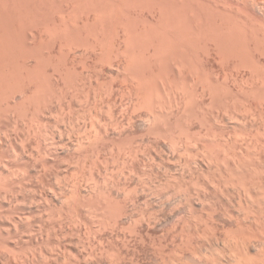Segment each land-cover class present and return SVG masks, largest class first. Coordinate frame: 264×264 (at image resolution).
Returning a JSON list of instances; mask_svg holds the SVG:
<instances>
[{
  "label": "bare ground",
  "instance_id": "bare-ground-1",
  "mask_svg": "<svg viewBox=\"0 0 264 264\" xmlns=\"http://www.w3.org/2000/svg\"><path fill=\"white\" fill-rule=\"evenodd\" d=\"M18 1L12 0V3H14L13 6H15V3L19 4V5H17V7H18V6H20V4L23 1H25V3L24 2L23 3L26 4V2L28 3L29 1H31L32 3H34V1H37V0H34V1H32V0H29V1L21 0L22 1L21 3H20V1L19 2ZM2 2H0V3H2ZM8 2H3V4H1V5H4V7L3 6L2 7L7 8V6H9V5L12 6V3L10 4V2H9V5H8L7 4ZM37 2H40L39 4H41L40 6H41V10H42V11L39 10L40 12L38 11V13H36V11H37V9H40V8H38L40 6ZM37 2H35V3H37V9H35V7H33V8L28 7V9L30 8V10L35 9V11H32L33 13L35 12L34 14L29 13L28 14L30 16L29 18L26 17L27 14H23L24 16L26 15L25 17H26V19H28L25 21H24L25 18L24 19L22 18L24 16L21 14V12L23 13V11H24L25 13H28L29 10L26 8L23 9L22 6L21 7L23 10H21V12L19 11L22 17H19V15H18L19 13L17 12L20 7H18V9L16 7V10H17L16 11L12 8L13 6L11 8L9 6V10H7L8 12H10L13 9L14 10L13 13L17 12L15 16H17V18L19 17L20 19L19 18L16 19L15 16H11L12 11L8 15L7 14L8 12L5 11L3 8L2 9L5 11V13H3L2 10H0L3 13V14H1V12H0V117H1V114L2 115L4 114V113H2L3 110H4V112L6 110H8V111L14 110L12 112H15V110L18 111V108H20L18 106H20V103L22 101L26 102L27 104L31 103V99L35 100V98H37L39 100H42V98H43V101H44V98L46 99L48 95L49 96L51 95L50 96L51 98H49V100L47 98L49 104L45 105V103H44L43 105L46 108H49L51 111L54 110V112H55V109L61 110L62 112L64 110L65 114L68 111V113H67L68 117L65 116L66 118H68L67 119L68 121L63 120L65 117H63L60 114H57V117L58 116H59V118H61L60 116L63 117L62 118L63 121L61 120L62 123L64 121H66V123H67V124L64 123L65 126H63L66 128L61 129L58 127L60 132L58 130L57 131L62 134L63 130L66 129L65 133H66V131L69 132V134H67V135H69L70 137L67 136L68 139H66L68 142H64V143L65 144L68 143L67 145H68V147H70L69 148L70 150L72 149L71 146H73L75 148V149L74 148L73 149L75 150V152H77L76 153L77 155L79 152L77 150L79 149L80 151H82V149H80V148H83V147L85 148L87 146L88 140H89L88 145H90L92 143V141H93V143L95 141L97 142L98 139L99 140L101 139V141H103L104 137H105L106 141L109 140L108 142L111 144V141L113 140L114 137L112 138L109 136L117 135L118 138L116 139V141H118L120 139L119 136L127 135V136H124V138H123L124 144L123 143L119 144V142L116 143V142H114L115 140L112 142L113 144L117 145V147H118L117 153L118 154L116 155V153H115V155H113V153L115 152L114 149L116 147H115V145H111L113 149L111 148V150H109V151H110V153H112L111 155H113L114 157L108 158L109 155H107L108 161L104 159L105 161H107V162H105V164L106 163L108 164L109 159H112L111 161H113L115 159V162L113 161V163L117 162L119 165H121V162H122L121 167L117 166L118 167L117 169L123 168V166H125L126 163H128L126 160L127 156H128V160L131 162L130 159H132L134 156L137 158V156H139V157L141 156L140 154L148 155V154H146L147 152L144 153L145 149H140L137 147L138 145L141 144L139 142L140 139L142 138L141 142L142 141L149 142L150 140L149 141L143 140V137H146L147 135H149L148 136V138H149V137H151V134H153V136L155 135L154 137H156L155 139H157V136L158 135L161 136V134L164 132L163 129H165V133L167 131H169L171 133V136H174L172 138H175V141H174L169 135V137L172 139L170 141V138H169V142H172V141H174V142L171 144L168 142V145L170 144V146L173 144L172 145L173 148L171 149V152L173 151L174 153H176L175 152L176 147H177V150L180 151L179 148H181V147H179V146L183 145V146L189 147V145H191V144L193 146L194 145L193 142L196 144V142H198V140H200L198 142V145L202 143L201 144L202 146L199 145L200 147H202V149L199 147L201 152L198 153L199 151H197V149H198L197 145H194L197 147V149L195 147V150L197 151V154H201L202 151H204L203 149L207 148L208 151L205 150V151H207V153L203 152L201 154V156L203 155L205 158L207 156L206 154H208L209 150L211 152L216 151L220 145L225 149V151H224V149L222 150V148H221V150L224 153L219 152V151H221L219 148L218 149L219 151H217L218 154L221 153L223 155V154H225V152L227 150H229V151H227L228 154H226L224 156H222V155L218 156L217 153L212 152L213 154L214 153L216 154V157H215V155L213 156V154L211 153L215 159L220 160L222 162L221 163L219 161L218 162L216 161L217 164L218 165L220 164V166H221V164H224V163L227 164L228 160L232 159L233 161L231 160V162H235L236 166L239 167L238 170H241V171L237 170L238 173L241 172V173H239L241 179H238L239 177L236 178V176H235V175H237V176L239 175V174H237V172H235L237 167L234 166V167H236V169L232 170L231 172H234L233 177L236 178V179L234 178V180L238 179L239 181L237 180L238 183L236 182V184H233V182H231V181H230V183H232V184L227 183L229 186L232 185V187L234 185L237 186V189L235 188V186L233 187V189L235 188L234 192H236L235 190H237V193H238L237 195H239V199H240L239 201L240 202H239V207H238V205L236 207L237 213H234V214H232L233 212L231 213V211L234 210L235 208L232 209L231 211H229L226 208L228 210L226 212L227 213L229 212L228 214H226L227 215L226 218L229 222H226L225 218H224L225 220H223L222 222L223 223L225 222V224L228 223L227 225L231 224L230 225L231 228L226 230L227 229L226 227H230V226H226L224 228V226H225L224 225L223 226L224 230H220L222 228V226H221V228H219L217 226L219 228L220 232H222V231L224 232L225 230H226V232L228 231L227 235H224L226 232L224 234H222L224 236V238H223L222 235H219V236L217 235V232L219 234V231H217L218 228L216 227L217 229L215 230L213 227L214 225L213 226L211 225L213 222H215V221H212L214 219V217H213L214 215L210 217V220H211V218H213L211 220L212 221L211 224H207V222H209L210 220H207L208 218L206 219L202 214L198 215V213H200V212H196V211L192 210L191 208H188V210H187V207H189V206L186 207L185 204H183V205L186 207V210H181L179 208V204H181L180 202H183L182 201L183 196H179V197L176 196V197L171 198L170 196L165 197V195H164V197H163V195H162L163 193L159 192V194H161V193L162 194L160 195L161 197L157 198L159 196V194H158V191H156L157 193L155 192V194L157 195V197L154 198V201H155L154 204H156L155 206H158L157 208L156 207L154 208V206H153V208H154V209L152 208L153 211H148V209L146 211V210H141L139 207V212L138 211H132V212H138L139 214H137V213L136 214L139 216H134L135 214L133 215L131 213H128V210L130 211L132 209V207H131V209H128L129 208L128 206L132 205V204H129L130 203L129 198L131 197L130 194L132 193L133 197H136V195L140 196L138 193L134 194V193H136V191L138 189L137 187H135L136 191L134 190V192H132L133 187L132 188L130 187L132 190L130 188H128L127 190H129V191H126L125 189L127 188L128 184L125 185V182L123 181L126 188L125 187H124L125 189L123 188V183H122L121 188H123L124 190H122L121 193L122 192L124 194L126 192L130 193V194H128L129 195V197H128L129 202L127 201L128 203L124 202L125 199L127 200V195H124L123 193H122V195H124L125 199H124V197H122V195H119V197H121L123 202H121L122 200L120 201V198L117 197V199L119 198L118 201L120 203L116 200V198H114L115 197L113 195L114 193L112 194L114 197L112 195L110 196L109 194H111L115 189L113 191L109 190V188H108L109 186L107 187L108 188L107 192L108 191L111 192L109 194H107L105 192L106 188L100 189V188H103V186L98 187V188L100 190H104V191L101 192L100 190L97 189V184L99 185V179L96 180V175L100 174V172L97 174L95 173L96 168L94 170V164H92L91 160L95 161L96 159L99 158L98 157L99 155L102 156V154L100 153L101 150L97 149L98 145H100L99 143L97 144L95 142L97 145L94 143L96 145V148H95V146L94 147L91 146L93 143L90 146H88L90 148L93 147L91 149L92 153L89 156L90 158H92L94 156L93 157L94 159L89 160L91 162V164H89L90 162L88 163L87 161H84L82 157H81L82 163L80 162L81 161L80 158L78 159L80 161H78L76 158L73 157L75 154L73 152L74 150H72V153H73L72 158H73V161L75 162L74 165L76 163H79L80 164L79 168L77 167L78 164H77V166L76 165L74 166L73 162L70 160V159H72V158H70L71 156L69 157V155H71V153H70L71 151L70 150L68 151L65 149V151L69 152V154H68L69 158H67V159L70 160L71 165L73 167H77L78 170L74 168L75 171L73 173V171H72L73 167H72L71 172L68 171V173L63 174L62 171L61 172L59 171L60 174L62 173L64 178L66 177L67 179L70 177L68 181H70V179L74 178L75 172L77 173V172H80L82 170V171H84V172H82V174L83 173L87 174L88 171L85 172L86 169H84V168H87L86 165L84 167L82 165V164H84V162H86L87 164H89V167L91 168L90 169L88 167V169H87V170H90L88 173V180H87V175L84 174L82 177L80 175L81 172L79 174L77 173L78 175L77 174L76 175L78 176L79 179L74 178L75 180H71V182L74 181V182H72L73 184L71 182H68L67 180L63 181L65 183L67 181L66 184L69 183V186L65 185L67 187H71L70 183L72 185V187L68 191L66 190V188L64 186L65 189L63 188V190H64V192H62L63 194H61V190H60V188L63 187V184L62 183L60 185L58 184L59 186L62 185L59 188L61 195L58 196L59 191L57 192L58 194L55 193L56 190L54 191V189L57 185L55 186L54 185L55 183L53 182L54 184L53 183L52 184L55 187L52 188V187H50L52 185L51 182L49 181V184H47L46 180L44 179L45 183L47 185H49L50 190L53 189V193H55V195H54L52 193V190H51V192L45 191L44 195H45L46 200L44 199V196L41 194L42 193L41 188H42V190L43 189L49 190V188L46 189V187H48V186L47 185L45 186V183L43 181H41L40 183L43 182L42 184H44V185L37 183L39 186L36 184V182L34 183L32 181L35 185L38 186V188H40L39 189L40 192L38 191V193L41 194V196H42L41 199H39L38 193L37 194L33 193L34 191L30 192V193L26 192V190L28 191L30 188L33 189L34 187L32 188L29 186L30 187L29 188L27 186V188H25V186H24L23 189H25V190H24V192H22L21 187L23 186L22 184H24L25 182L22 181V178L20 177L21 175H19V172H18V175H16L17 173L14 172L15 168L12 167L13 171H10L9 169H12V168H8L7 164L2 163L0 160V175L2 173H4V171L9 170L8 172H12V173L14 172L13 174H15L16 177L14 175H13V177H15L16 180H17V176H19L21 178V182H22V184H18V185H21V187L18 186L17 184H12L10 186L11 187L10 190H1L0 191V264H264V180H262L263 179L262 176L264 175V173H263L264 171L261 173L259 171H258L259 173H257V172L255 173L253 171V169L255 167L257 168L255 170L260 169V171H261V168L258 169V167L260 166L259 164H260L261 160L264 162V147H263L264 144L262 147L259 146V144H262L263 141L261 140L262 141V143H261L260 140H257L259 138L258 135H260V134H261L260 135L261 139H264L263 138L264 136L262 137V135H264V0H57L54 3L49 1V0H38ZM4 3H6L7 5H5ZM32 3L29 4V6H31V5L35 6V3L34 4H32ZM27 10H28V12H27ZM30 14H33V17H31ZM91 14H93V16H94V19L92 18L93 20H91ZM21 18L23 20H21ZM56 19H58V20H56ZM23 25H25V26H23ZM26 25L28 26V28L30 25L32 27L33 31L35 30L34 32H36V33L32 34L34 36V39L31 38V36H30L31 33L33 32L31 27L29 28V29H31L30 34H27V33H29V30H27L28 32L25 31L26 33H24V35L26 34V35H28V37L27 36L23 37L22 33H20L21 36L18 35L19 30L22 31V29L24 27L26 30ZM22 26H23V28L21 29ZM44 31L49 34V37H51V38L48 37L47 40L49 42L52 41V43L50 44L49 42H46L47 40H45V45L47 43H49L47 45L51 46L53 43L54 44L59 43V47H60L61 51L62 50H68L69 53H71L72 50H77L78 54L74 51L73 56H70V54L68 52L66 53L65 51H62V52H65V54L63 53L64 56H62V54H60V53L59 54L64 58L62 59V57L59 55V57H57L59 59H57L55 56L50 54L51 52L49 53V55L47 54L49 57H46V55L44 57V55L41 54V53H43V51L41 50L42 52L37 53V54L38 55L41 54L42 56L41 55L37 56L36 53H34L36 55V56H34V58L38 57L39 59H41V57H42V59H43V57H44L45 59H43V60L45 61V63L43 60H41V62L44 64H42L40 62L39 63L40 67L39 66L36 67L38 64H36L35 67H33V69L28 68L29 65L26 67L24 62H27V60L29 58H31V57H29L30 53L33 56L32 51H35L38 48L36 45L40 46L41 43H39V42H44L42 40L39 41L38 38H40V37H38L39 35L38 36H36V35H37V33L44 32ZM47 33H46V35H47ZM120 34L122 35L123 40H122V38H121V40L118 39L120 42L117 43L116 41H118V40H115V38L113 39V37L118 38V36ZM41 35H43V34H41ZM109 35H110V37H109ZM18 36L20 38L22 37L24 39L26 37L31 38V39H33V41H32L33 43H34V40L37 39L39 41V42L37 41L39 44H36L37 42L35 41L36 43H34V44H36V45H34V44L33 45L36 46L37 48L34 46L31 47L32 42L30 43L31 40H29L30 46L29 45L26 46V44H28L27 43L28 39L26 41L24 39H22L25 41V44H24V41H22ZM111 36H113V37L111 38ZM41 37H43V36H41ZM120 37L121 36H119V38ZM108 38H110V39H108ZM112 41H113V43H112ZM42 44H44V43H42ZM54 44L52 45L53 47H55ZM50 46H47V47H49L53 52V50L55 48L52 49ZM27 47H31V48H27ZM42 47L43 46H40L38 48L37 52ZM49 48H47V49L49 50ZM99 48H101V49H99ZM58 49H55V50H58ZM27 50L28 51L32 50V51H30L29 54H27L28 57L26 56V53H28ZM70 50H71V52H70ZM78 50H81V51H78ZM98 50H100V51L104 50L103 51L104 54L107 52V54H105V56L106 57L108 56V57L106 58L105 56H103V58L105 57V60L104 59L103 60L106 61V64L109 62L108 65H110V67L112 69L117 70L116 74L121 72L122 73L121 76L124 75V77L126 79H124V77H122V79L118 78L120 74L115 76L116 77V79H115V77H113L114 73L110 67H109V69H111L113 74L111 75L108 72L107 73L105 72L104 74H109L108 78L110 76H112L111 77L112 79L111 78L110 79L113 80V78H114L113 81H115L117 79H121V80L124 79L123 80L124 81L123 86H125V88L126 87H128L129 89L131 88V90L128 91V94L131 93V95H132L131 96L129 94V96L132 97L130 99L128 98L129 100L126 97L127 102L124 99L125 97L123 98L124 102H126L123 106H125V108H127V110H131V112H129V113L126 112L127 113V114L125 113L126 115L123 113L124 110L127 111L126 109H124L122 111L121 110L120 111L115 110L116 112L113 110L111 112V113L114 112V114L119 112L118 115L119 114L121 115V113H122L126 117L121 115V117L115 116L116 118H114V116H113L114 114H111V116H109L110 114L109 115L107 114L109 117H107V116L106 117L109 118V120L111 119L112 116H113L112 118H114V120L111 119V121H110V125H112V126H110L108 124L109 128L108 127L105 128V125L103 126V124H105V123L107 124L106 121L104 122L102 120L104 122L103 123L100 120L101 123H103L102 126H101V124L98 123L99 119H100V118L98 119V117H101V115H100L101 113H98L100 111V110L98 111V109H100V108H98L100 106L99 102L100 101L102 102V100L104 101V99L101 96H99L102 98V100H101V98H99L100 101L98 100V95H100L101 92L98 89L99 90L98 92H100V94H98V92L96 90V88L99 87L98 83L96 85L95 82H97V81L93 80V77H96L98 79V73L100 72V74H101L102 73L101 71H103L104 69L101 70V68H99V72H98V66H97L98 63L97 62H95L97 64L94 63L93 57H91L92 59H90L93 62L87 61L89 54L90 55L93 54V56L94 55L99 56ZM105 50H107V51H105ZM109 50H110V54L108 53ZM111 50H113V51H111ZM145 50H147V51H145ZM149 50H153V53L151 51L148 53L149 54L148 55L146 52H148ZM19 51H22V52L20 53ZM23 51H24V53H23ZM61 51H59V52H61ZM193 51H195V52L193 53ZM8 52H10L11 55ZM19 53L21 55L23 53L24 57H22L23 55L20 56ZM150 53H152V54H150ZM43 54H45V53H43ZM193 54H195V57L193 56ZM18 56H20V57L18 58ZM25 56L28 58L27 60L25 59L26 58ZM68 56L71 57V59ZM77 56L80 57V59ZM122 57H123V59H122ZM6 58H8V59H6ZM20 58H23L25 60L24 62H21V65H22V63L24 64L23 69H22L21 65H20L21 68L16 65L17 63H19L18 61L20 60ZM76 58H78L80 61L77 60V61H79V62H77ZM96 58L94 60L98 61V58L97 59ZM115 58H118V59L121 58L119 63H118V59L115 60ZM48 59L50 62H46V60L48 61ZM107 59H109L110 61L108 60V62H107ZM169 59H170V63H168ZM114 60L117 61L116 62L117 64H113ZM3 61L6 63L5 67L9 63V65H8L9 67L7 66L8 71L4 70L5 67H3L4 65H2ZM6 61H8V63ZM38 61H40V60H38ZM38 61H36V62L38 63ZM87 62L94 63L93 69H91V70L87 69V68H89L88 66L92 65L90 63H89L90 65H87L88 64ZM51 63H52V65H51ZM79 63H82L83 67L80 66ZM171 63H174V64H171ZM76 64H79V66L83 69L81 70V68L78 67ZM103 64H105V63H103ZM168 64H169V67H168ZM45 65H48V66L51 65V68L53 69V70H51V71H53V74H52V72L51 73L48 72V73H50L49 75L51 76V78L48 75L46 80L41 79L45 76V75L42 76L43 73H47V70H45V68H47V67H45ZM172 65H176L175 68ZM41 66L42 67L44 66L45 68H42ZM77 67L80 69H78ZM102 67H103V65H102ZM40 68L42 69V71L40 70ZM105 68L108 69V66ZM169 68H170V70H169ZM36 69H39V70L37 71ZM84 69H85V72H84ZM20 70H23V73H21ZM18 72L21 73L20 76L23 77V80H22V82L20 81V82H17L14 84V86L12 87V89H13L12 91L14 93L13 92L12 93H13V95L16 94L15 92L20 93V96L22 97V99L19 96L21 101H19V103H18V102H16L17 99L15 98V95L14 96L12 95L11 99L14 97L16 100L14 101L12 99V101H13L12 102V101L7 99V101H6L5 100L6 97H4V96L7 94L4 93V90H7V89H5V86L7 85L6 83H8V80L6 81L5 78H7V77L9 78V77H13V76L16 77L17 75H19ZM40 72H42L41 75H40ZM54 74H57L58 76L56 77V76H54ZM20 76H19V79H20ZM104 76H106V75H104ZM100 77H102V76L100 75ZM96 78H95V80H97ZM128 78H130V79L128 80ZM12 79H14V78H12ZM48 79H50V81H48ZM52 79L54 82L50 83L52 81ZM104 79H105V77H104ZM125 80H128L129 82L125 81ZM5 81H6V83H5ZM93 81H94V83H93ZM113 81H110L108 79V81L106 80L104 82V84L112 82V83H110V87H109V84H107L108 87L110 88L106 92V93H108V96L110 94L109 91L111 92V94L112 93L114 94V92H115V90H113L114 92L111 91L114 88L113 87L114 86ZM13 82H14V80L12 81V85H13ZM121 82L122 81H119V83L117 85L121 84ZM125 82L127 84L129 83V85H131L132 82H134V84H132L131 87H129V85L128 86L125 85ZM61 83H63L62 84L63 86L61 85ZM46 84H49V85L52 84V87L49 85L48 86L50 88L48 86L46 87ZM104 84H102V86ZM112 84H113V86H112ZM10 86H11V83H10ZM123 86H118L119 88L120 87L122 88V89L121 88L119 89L115 85V87L118 88L121 91V93H122V90L124 89ZM231 86H233V88L235 90L233 88H231ZM48 88L50 90H48ZM102 88H104V87H102ZM105 88H107V86ZM197 91H198V93L202 92V96L206 99V101H207L206 96L210 97L209 100H211V103L213 104L214 109L211 110V108H213V107H212V104L210 103L211 108H210V110H208L209 109L208 107H210V105H209L210 101H207L208 103H206V101H205V103H206V106H205L203 104L204 103L203 97H202L203 100L201 99V95H200L201 93L198 94ZM124 92H125V89H124L123 93ZM102 93H104V92H102ZM106 93H104V94L106 95ZM197 94H198V99H197V96L195 97V95H197ZM79 96L82 97V99H85V100H82L84 102L80 101L81 99L78 98ZM83 96H84V98H83ZM75 97L80 99L79 101H80V103L83 104V108H84L85 103L87 105L89 104L91 109H93V108H95V106L97 107V105H99L97 107L98 109L97 108L95 109V111H97V113L99 114V116H98V114H96V117L98 116L97 118L96 117L90 118V116H95V114L93 115L92 114L93 112L90 114L89 111L91 109L89 108V105H88V107L86 105L87 111L90 109L88 111L89 112L88 114H90V116L88 115L89 118L90 119H95V118L97 119L96 121L89 119V121H91L89 123V124H91V125H89L90 129H88V127H87L88 123H84L85 121L86 122L88 121V118L85 120L86 117L84 119L82 117V120H80L81 118H78V115H76L77 116V119H76V117H74L75 115L72 114L74 109L76 110L78 108V106H80V108H81V105H82V104H78L77 108H74V107H76V105L73 107L74 102H75L74 99L76 100V102H78L77 101L78 99ZM103 97H104V95H103ZM111 97H112V95H111ZM8 98H10V97H8ZM105 98H107L108 100L110 99L109 97H106V96H105ZM52 99H55V100H52ZM112 99L113 98H111V100H109V101L112 102ZM195 99H196V101L197 100L202 101L197 106V107H199L201 103L204 105V107H202V105H201L200 107H202V108L200 110H198L200 112L202 111V113L197 112L196 109H199V108L195 107L197 104V102L195 103ZM29 100H30V102H27ZM47 100H45L44 102H46ZM52 101H54V102L56 101L55 102L56 104L54 105ZM57 101L59 104L57 103ZM97 101H99L98 102L99 104H97ZM113 101H114V104H116L115 103L116 100L114 99ZM37 102H40V101L37 100ZM123 103H121V105ZM191 103L195 104V105H193L194 107L189 106V104L191 105ZM36 104L37 103H35V105ZM146 104H148V106ZM41 105L42 104H40V106ZM121 105H120V108H122ZM144 105H146V107H145L146 109H147V107L149 108L148 111L145 113H144V111H146V110L141 111L143 108L142 106H144ZM207 105H209V106L207 107ZM29 106L30 107H27L29 111L27 110L28 112L26 114L28 116V113H29L30 117H28V118H29V120L31 119L32 123L30 121H27L28 120L27 118H26L27 122L24 121L23 123H26V127H27V125H30V130H31V125H32V129H33L34 128L33 126H35L37 124V121L40 120L39 119L40 116L45 115L46 113L45 114H41V112L39 113V111H41V109L37 110V109H39V106H34L33 104L32 105L30 104ZM32 106H34V107H32ZM63 106H64V108L67 107L68 110L66 111L65 109H63L62 108ZM206 107L208 109L205 111H209L206 114L207 115H208V113L211 114V115H208V117H210V118L214 119V121H217L218 123L222 124L220 126H223L226 130H224V128H219L220 130L222 129L221 132L214 130V126H216L217 128L219 126L216 125L217 124L216 122H214L213 126H212L211 123L213 122V120H212V122H209L210 119L209 118L206 119L207 115L205 113H203V112H205L204 109ZM3 108H5V109H3ZM23 108L25 109V105ZM46 108H44V109H46ZM138 108H140V110H138V111H141L143 114L141 112H140L141 114H139V112L137 113V111H135ZM44 109L42 110V112L44 111ZM85 109L86 108L83 109L85 111V112H83V114H84V116H87L85 114L86 113ZM109 109L112 110V107H109ZM188 109H190L191 112H194V111L196 112V113L195 112L193 113L194 114V116H192V118L194 117L193 119H195V116H197L196 114H198V115H201V118L196 117V119H198L199 121H201V120L202 121L199 122V121L193 120V119L190 120L191 115L190 114L188 115V112L190 111V110L188 111ZM58 110H57V113H58ZM25 111H26V109H25ZM78 111L79 110L77 109L76 112L79 113ZM64 112H63V115H64ZM76 112H75V114H76ZM23 113L24 114L22 116L25 115V112H23ZM80 113H82V111ZM134 113H137V115H135ZM172 113H174V114H172ZM54 114H56V112ZM54 114H53V116H54ZM175 114H178V116H176ZM17 115H18V112H17ZM173 115H175V117H178L177 118L178 121L175 122L176 119L174 118ZM79 116H80V114H79ZM81 116H83V115L81 114ZM19 117H21V116H18V118ZM106 117H105V119H107ZM166 118L170 121H168ZM173 118L175 120L172 124ZM180 118L185 119V120H182V119L180 120ZM101 119H103V118L101 117ZM161 119H162V122H164V125H165L166 121L168 123H170V122L171 123L170 124L167 123L166 127L163 128L164 125L160 121ZM164 119H166V121H164ZM186 119H187L188 123L186 122ZM55 120H56V118H55ZM109 120H107V121H109ZM192 120L197 121V122H193L194 124H196L198 122L200 124L204 123V126L199 125V127L201 126V128H200L201 131L199 130L198 126L194 127L192 124V127L198 128L196 130L197 131L199 130L200 132H202L203 128L207 127L206 123H208V122L210 123V125H208V127L209 126L213 127L212 130L216 131L215 132L216 134L215 133L212 134V131H211L212 135L210 134V127H209V130L207 128V132H204V131H206L205 129L203 132L205 134H208V131H209L208 137L210 138V140L207 143H208V145L209 144L213 145L214 148L216 146V149H212V147H206V146L204 148L203 143H205V140L208 141L207 139H209V138H207V139L204 138L207 136H203L204 135L203 132L199 133V135L201 134L203 136V137L202 136H200V137L203 140L205 139L203 142V140H201L199 135L197 136V134H198L197 131H196V133H195V130L193 132L194 128L192 129V127H190L192 129V132H191V129H189V128H187V129H189L188 131H190V132H186L185 129H183V132H181L182 130L177 132L178 131L177 129L180 130V128H184V126L189 127L190 126L189 122ZM47 121H50V120L48 119ZM179 121H181V122H179ZM16 122L18 123V121H16ZM34 122H35V125H34ZM14 123H15V121H14ZM56 123L57 122H55V124ZM159 123L161 126L158 125ZM174 123H175V126H177L179 123L181 125H183L185 123V125L183 127L181 125H179V126H177L178 127L177 128L175 126H171V125H174ZM186 123H187V125H186ZM190 123H192V122H190ZM5 124H7V123H5ZM55 124H54V126H55ZM58 124L59 123H57V125ZM12 125H13V123H12ZM14 125H16V123ZM48 125H49L48 128L50 126L52 127V123H49ZM57 125H56L55 129H58ZM168 125H170L171 128ZM9 126H11V124ZM9 126H7V127H9ZM20 126H22V125H20ZM158 126H159V128H158ZM2 127L6 128L5 126H2ZM46 127H47V125H46ZM46 127H45L46 131L50 130ZM135 127H138V129L140 128L139 132H140V130H141V132L139 134H137L138 133L137 131L134 132ZM161 127L163 128L162 130H161ZM172 127H174V129L175 128L176 129L173 130ZM17 128H19V126ZM157 128L163 132L160 133L158 130L159 134L156 136ZM166 128L169 130H167ZM27 129H29V127H27ZM27 129H26V131L30 132V130H27ZM1 130L2 129L0 126V134L2 133ZM184 130H185V133H187V139H186V136H185V138L183 137L185 135ZM223 130H224L225 134L222 133ZM227 130H229L228 131L229 134H227L228 132L227 133L225 132ZM9 131H10V129H9ZM50 131H48V133ZM172 131L175 132V135H173L174 132L172 133ZM51 132H52L51 138H54L53 136H55L56 134L53 135L55 132H53V131H51ZM180 132H181V134L183 133L184 135L183 134L180 135ZM3 133H4V131H3ZM30 133L27 134L28 137H29ZM45 133H47V132H45ZM45 133L44 134L42 133V134L45 135ZM48 133H47V135H48ZM102 133H105L103 135H106L108 137H106V136L102 137L103 136ZM132 133H133V136L131 135ZM135 133L137 136L135 135ZM165 133H164V135H165V140H166L168 138L166 137ZM170 133H168V134H170ZM176 133H178L179 136ZM190 133L196 134V136L191 137L192 134H190ZM217 133H219V134L221 133V135H218ZM244 133H247V134H244ZM254 133L256 134V136H258V138L255 136ZM42 134H41V137L43 136ZM61 134H59V135H61ZM129 134L132 137L129 136ZM140 134L142 135L141 137L138 136ZM168 134H167V136H168ZM188 134L190 136H188ZM176 135H177V138L179 140L175 137ZM45 136H43V138L47 137V136L46 137ZM128 136L130 137L131 141L130 140L127 141V139L125 140V137L128 138ZM153 136H152V138H154ZM41 137H39V138H41ZM57 137H55L54 139H56ZM136 137L137 138L139 137V138L137 139ZM182 137L185 141L183 139H181ZM20 138H23V137H20ZM60 138H61V140L58 138L59 141L64 140V138L62 140V136ZM107 138H112V140L107 139ZM161 138H162V136L160 138H158V144L155 143V142H157L155 139H153V140H155V142L154 141H151V142H153V144L159 145ZM91 139H92V141H90ZM132 139L139 140V141H132ZM40 140H38L39 141L38 145H40V143H42V145H43V141L45 143L46 139H43L42 141H40ZM121 140H122V137H121ZM181 140H183V141H181ZM255 140H257V142L258 141L260 142V143L258 142V146L261 147L260 150L261 149L263 150V151L261 150L259 152V158L257 157L256 153L254 154L256 158L253 155V153L255 151L254 147H255V149L259 150L257 143L256 144L254 143ZM1 141H3V140H1V136H0V143H1ZM86 141H87V143L85 146L84 144ZM101 141H99V142L102 144V147L99 146L98 148L101 149V148H104L103 145H106V144L109 145L108 142L103 144V142H101ZM125 141H127L128 143L130 142L131 145L129 146L130 143L128 144L127 142H126L127 145H125L126 144ZM162 141L164 142V145H165V143L167 144L168 140L166 142L164 140H162ZM12 142H13V140H12ZM23 142H25V141H23ZM23 142H22V144H23ZM53 142L54 141L52 140V142H51L52 144H50V145L54 144V146H55L56 141H55V143H53ZM132 142L133 143L137 142V144H138L137 145L134 143L135 146L136 145L137 146L134 147V149H133V151H135V149L137 148L136 149L137 152L139 150L140 154H138L135 151L137 153V156H136L135 152H134L135 154H133L132 149L130 148V147L134 146V144L132 146ZM49 143H50V141H49ZM207 143H205V144H207ZM253 143L255 146L253 145ZM19 144H21V143H19ZM65 144H62L63 145L62 147H64ZM122 144L125 145L124 146L125 148H123ZM161 144L162 143H160V145ZM23 145H25V144H23ZM44 145L42 147H44ZM50 145L48 146V144H47L48 147H51ZM144 145H145L144 146L145 148L148 147V145L147 146H146V144H144ZM151 145H149V146H151ZM168 145L166 147H169ZM243 145L249 149V150L247 149V152L252 151L251 149L253 148V150H254V151H252L253 153L250 152V155L252 154L251 156L249 155V153L246 152V150H245L246 147H245V149H243V147H244ZM54 146H52V147L55 148ZM119 146H120V148H119ZM140 146H142V145H140ZM192 146H190V149L194 150V149H192ZM236 146H238V147H236ZM57 147H59V149H57ZM88 147L85 148L87 150V152L86 151H84L83 153L81 152L85 156L87 153V157H85L83 155L85 160L88 159V155H89L88 151H91V150L87 149ZM109 147L110 146H106L107 150ZM239 147H241L245 151V153H244V151H241L242 150L241 148H240V150H237V149H239ZM250 147H252V148H250ZM256 147H258V148H256ZM39 148L40 147H38L37 149H38V151H40L42 153L43 159L41 158L40 152L38 153V151L35 148L34 150L37 151V153L35 155H37V156L34 158L33 151H32L31 152L32 155L30 157H33L34 160L36 161V163L33 164L34 166L31 165L33 167V168L31 167L32 169L27 166V169L30 168L33 171V173L31 172V177L34 175L33 178L37 174H38L37 176L39 178V176H40L39 173H42L41 171L46 169L48 166H49L48 169L52 172L53 165L55 166V164H53L51 166L52 168L50 169V165H47V159L50 158V157L48 158V156H47L48 153H46L45 149H44L45 151H43L41 149L39 150ZM61 148H60V146H58V144L56 145L57 150H61ZM106 148H104V149L106 150ZM128 148L131 149V153L134 156L130 153V149H128ZM150 148L152 149V147H150ZM182 148H183V150L184 149L186 150V151H182L184 153V154L182 153L183 154L182 158L183 157L185 158V163L188 161L185 157L186 156L185 152H186V154H188L187 156L189 158L191 157V159H193V158L198 159V157L200 156V155L198 156L196 154V152H194L196 155L193 154L194 155L193 156L192 153H190V154L187 153V151L190 152V150H188V148H184V147H182ZM182 148H181V150H182ZM46 149H49V148L46 147ZM93 149L96 150V152L98 150V152H99V153L97 152L98 156H97V153H95L93 151ZM122 149H123V151L126 149L125 150L126 152L125 151L124 152L128 153V155H126L124 152H123L124 154L122 153L123 157H125L123 160H122L123 157L120 159ZM127 149L129 150V152ZM140 150H142V151H140ZM146 150L149 151L148 149H146ZM152 150L150 151L151 153H152ZM162 150H164V149H162ZM162 150L160 149V151H162ZM51 151L49 152V156L51 155L50 154ZM53 151H52V153H54ZM57 152H59V151H57ZM119 152H120V154H119ZM150 152H148V153H150ZM157 152H158V156L160 157V154H162V153H160L158 150H157ZM180 152L178 153V155H181ZM19 153L21 155H26L27 152H26V149H21ZM56 153H54L55 159H57L59 156L58 155L56 157ZM81 153H79V154L81 155ZM243 153L244 154L247 153V155H249V157H251V158H249L245 155L243 156ZM3 154H5V153H3ZM94 154H96V155H94ZM211 154H209V155L211 156ZM38 155H40V156H38ZM80 155H78L77 158ZM91 155H92V157H91ZM111 155L109 157H111ZM129 155H131L132 158L129 159ZM143 155H142V158H143ZM6 156H7V154H6ZM95 156H97L98 158L96 157V159H95ZM152 156L154 157L156 155L151 154V156H147V157H152ZM173 156H174V154H173ZM195 156H198V157L195 158ZM201 156L199 157V160L200 159L202 160L203 157H201ZM210 156L206 157V158H210ZM212 156H211V158H212ZM221 156L224 158L219 159V157H221ZM22 157H24V156H22ZM26 157H27V155H26ZM26 157H24V158H26ZM39 157H40V159H39ZM52 157H53V154H52ZM75 157H76V155H75ZM139 157L137 158L138 160L137 159L133 160L134 159L133 158L132 161H136L139 163ZM153 157H152V159H153ZM176 157H177V153H176L175 159H176ZM179 157L181 158V156H179ZM182 158L180 159L181 161L178 160L179 158L176 159L177 162L178 161L182 162L183 161ZM214 158L209 159L211 163L209 162V160H208L209 163L206 162L205 159H204V161H200V162H205L206 165H207V163L209 165L210 164L214 165V162H215ZM225 158L227 161L225 160ZM37 159H39V160H37ZM67 159H66V161H67ZM75 159H76V161H75ZM117 159H119L118 161H120V160H122V161L119 163L117 161ZM197 159H196V161L192 160V162L194 161L195 165L196 164L198 165V163H199V162H197L198 161ZM243 159H245V160L246 159L247 160L252 159L251 162L254 160H257V162H258V159H260V161L258 162L259 164H257V163L255 164L256 161H254V163L252 162L253 166H255V165H259V166L258 167L257 166L252 167V164H250L251 163L250 161H248V162L244 161L243 162ZM13 160H14V158H13ZM31 160L34 162V160L32 158H31ZM51 160H53V159H51ZM99 160H100L99 162L102 161V164H104L103 159L101 160L99 158ZM3 161H5V160H3ZM16 161L18 162V160H16ZM37 161H39L40 164L43 163L42 165L44 168H41L42 166L40 167V165ZM96 161H98V160H96ZM141 161H143V160L141 159L140 162ZM23 162L24 161H22V163ZM56 162L57 161L55 160V162H53V163H56ZM99 162L97 163L98 165H100ZM123 162L125 164H123ZM136 162H133V163H136ZM189 162H191V161H188V163ZM195 162H197V163H195ZM113 163L112 164L110 163V164L114 168L115 164H113ZM129 163H128V165H129ZM138 163L135 165L138 166ZM188 163H186V165ZM228 163H229V165H231L230 161ZM217 164L215 163V167L212 166V167H214L213 168L214 171L209 172V173H212V175H214V176H216L215 173L217 170L219 173L220 171H223V170H225V168H227L226 164H224V165H222L223 170H221L222 166L220 167ZM249 164L253 168L250 170L253 173H255V175L251 174L252 172H249V168H250ZM16 165H17V163H16ZM26 165L27 164H25L24 166H26ZM90 165L93 167V169ZM98 165H97V168H99ZM106 165H103V166H106ZM128 165H126L125 168L128 167L131 170L132 167H129L131 165H129V166ZM164 166H166V169H167V170L166 169H164V170L166 172L168 171V173H169V170L167 168L169 165L167 166L166 164H164ZM244 166H246V169L248 170V171L247 170L246 171L248 174L247 173L245 174V172L243 173L242 169ZM247 166L249 168H247ZM81 167H83L84 170L83 169L80 170ZM188 167L183 165V168H187V171L190 170L189 169L190 167L189 168ZM212 167H210L211 169L208 167L207 168L209 170H212ZM216 167L219 168L220 170L217 169L215 171ZM23 168H25L24 172H22L23 170L20 171V169L16 167V169H19L20 174H21V172H22V174H24L26 172V167H23ZM67 168L70 169V167H66V169H64V170L66 171ZM110 168H111V166H110ZM198 168H200V167H198ZM231 168L232 167H228V170L226 169L227 172L230 171ZM40 169H43V170L40 171ZM100 169H102V168H100ZM129 169L126 171H125V169H121V170H123L124 174H125L127 171L130 172ZM134 169H133V171H134ZM111 170L113 171V169H111ZM183 170H186V169H183ZM108 171H106V172H108ZM133 171L131 170L130 174ZM135 171L136 172H134V174L136 175V173L138 171L137 170H135ZM187 171H185V172H187ZM190 171L192 172V169ZM190 171H189V174H190ZM244 171H245V167H244ZM28 172L30 173L29 170H28ZM106 172H105V175H106ZM115 172L116 173L118 172V174L121 173L120 170L115 171ZM185 172L181 171V174L183 175V174H185ZM227 172H226V177L228 176ZM101 173L102 174L100 176H102L104 174L102 171H101ZM139 173L145 174L144 172L141 173L140 171H139ZM200 173H201V170L199 171L198 176ZM209 173L207 175H209ZM222 173H221V175H225V172L223 174ZM249 173L251 175H249ZM4 174L6 175V173H4ZM67 174H71L72 178H71V175H67ZM233 174H231V176ZM256 174H257V176L258 175L261 176L260 177L261 179H259V177H258L257 178L258 180L256 178L253 180L254 176L257 177ZM79 175L81 176V179L86 178L85 179V180H87L86 182H89V179H91L90 181L93 180L92 182H89L90 184L94 182L93 186H91V188H89V190L90 191L93 190L92 193H94L95 192L94 190L97 189L98 190L97 192H99V191L101 192V193L99 192L101 194L99 196H101V197L103 196V197L98 198L99 196H96V194H98L97 192L94 194L89 193V196L90 195L96 196L97 199H94V197H91V196L89 199H88L89 196H86V195L82 196V190H83V187H85V186H82V182L84 179L81 182ZM113 175L116 176L115 174H112V175H110V177L111 176L113 177ZM137 175H138V173H137ZM137 175H136V178H137ZM177 175L179 176L180 174H177ZM202 175H204V176H202ZM207 175L201 173L200 177L202 176L201 177L202 179H203V177L207 178L208 177ZM212 175L210 174V176H212ZM244 175H246V176H244ZM247 175H248V177H247ZM7 176H8V173H7ZM22 176H24V175H22ZM59 176H61V175H58V177H55V178H57L56 181H58V179L60 180ZM118 176H120V174ZM127 176H128V173H127ZM127 176L125 175V178ZM249 176L251 177V179H249L250 178ZM31 177H30V179H31ZM183 177H184V175L182 176V178ZM200 177L198 178V182L201 181ZM229 177H227L226 179L229 180L228 179ZM233 177H232V179H233ZM33 178H32V180H33ZM98 178H100V177H98ZM150 178L153 179V177H150ZM166 178H168V176ZM179 178H181V177L179 176L178 178H174V179H179ZM206 178H205V181H207L206 183H208L210 178H211L210 180H212V181H209L210 183L215 181L213 176L210 178L208 177L207 178L208 180ZM224 178L225 177L223 176L222 179L224 182H226L224 180ZM0 179H1V181H4L5 178H3V180H2V178H0ZM116 179H117V177H116ZM116 179L112 182H116V187L119 188L120 186H117V185H120V184L117 182H120V181H116ZM119 179L120 178H118L117 180H119ZM122 179H124L123 176H122ZM126 179L128 181L130 179V181H129V183H130L133 178H131V176H130L129 178L127 177ZM126 179H125V181L127 182ZM156 179H157V177H156ZM158 179H157V181H158ZM169 179H171V178H169ZM192 179H193V177H192ZM230 179H231V177H230ZM6 180H7V178H6ZM110 180H109V182H110ZM142 180L144 182L145 179H142ZM163 180L166 181L167 179H163ZM163 180L160 177V181L162 182ZM13 181H14V179H13ZM28 181H31V180H28ZM28 181H26V183ZM97 181H98V183H97ZM139 182L141 183L140 179H139ZM161 182L158 181L157 185L162 186L160 184ZM201 182L205 183L203 180ZM104 183H105V181L103 180V184ZM106 183L108 184V180L106 181ZM131 183H133V180ZM179 183H180V181L178 182V184ZM189 183H190V181H189ZM203 183H202V185H203ZM214 183H211L213 185L210 184L211 187L216 185V181ZM32 184H31V186H33ZM90 184H89V186H90ZM147 184H145V185H147ZM163 184H165V186H167L166 182H163ZM180 184L182 185L183 183H180ZM180 184H179V186H180ZM191 184H192V182H191ZM219 184H220V186L218 188H221V183L219 182ZM227 184H226V186H228ZM145 185H144V187H145ZM41 186H43V187H41ZM44 186H45V188H44ZM59 186H57V188ZM114 186H115V183H114ZM135 186H137V183ZM190 186H192V185L187 184V187H190ZM1 187L3 188V186H1ZM116 187H114V188H116ZM154 187L161 190V188H158L157 186H154ZM154 187H153V190L154 189L157 190ZM232 187H229V188H232ZM186 188H185V191H186ZM202 188H204V187H202ZM207 188H209V187H207ZM31 189L29 191H31ZM84 189H86V188H84ZM147 189L149 190L150 188L149 187L146 188V191H147ZM190 189H193V187ZM198 189H196L197 192H199V190H200V189L199 190ZM34 190H35V188H34ZM37 190H35V191H37ZM86 190H85V193H83V194H87ZM116 190H115V193H117V191L121 190V189H118L117 191ZM143 190H145V189H143ZM189 190L187 191L188 192L187 194H186V192L185 193L182 192V193L185 194L184 199L187 201V203L191 204L190 202L193 201L192 199L196 194L193 195L192 193L189 192ZM204 190L207 191L208 189L204 188ZM12 191H14V192L11 193ZM164 191H166V190H164ZM167 191H168V189H167ZM181 191H182V189H181ZM181 191L179 190V192H181ZM220 191H224V189L222 190V188H221ZM231 191H232V189H231ZM118 192H120V191H118ZM226 192H225V194H226ZM145 194L147 196V193H145ZM191 194L193 195V197L191 196ZM210 194H212V192ZM221 194H222V192H221ZM80 195L83 198L86 196L85 199L87 198L88 200L87 199L85 200L82 198L84 200L83 201L80 198ZM214 195H216V194L214 193ZM104 196H106L105 200H104ZM116 196H118V195H116ZM150 196H151V194L149 195V197ZM155 196L153 193V195L151 197H155ZM208 196H207V198H208ZM225 196L227 197L228 195H225ZM112 197L114 198L115 202L116 201L118 202V203L116 202L117 204H115ZM149 197H147L146 199L148 200ZM151 197H150V199H151ZM203 197H204V195H203ZM205 197H206V195H205ZM209 197H213V194H212V196H209ZM226 197H225V199H231V198H229L230 196L227 198ZM42 198H43V200H45L44 202H42ZM143 198L145 199L144 196H143ZM101 199H103V200H101ZM235 199H234V201H235ZM35 200H38V202H39V200H41V201L39 203L37 202V204H36V203H34V202H36ZM131 200H133V198ZM204 200H205V198H204ZM17 201H19L21 203L18 202L19 205H17V207H15L14 202L16 205ZM58 201L63 202L62 203L63 205L67 204L66 208L63 207V205L60 204ZM81 201L84 204H86L87 207L82 206L83 203ZM151 201H153V199H151ZM201 201H202V199H201ZM213 201L214 200H212V202ZM228 201L231 204L232 201L227 200L226 202H228ZM131 202L133 203L134 201H131ZM139 202H140V200H139ZM202 202H204V201H202ZM202 202H201V204H202ZM58 203L61 205V207L58 206ZM121 203H123V204L125 203L124 205L127 204L128 206L126 205V207H128V208H126ZM196 203H197V201H196ZM224 203H222V204H224ZM236 203H238L237 200H236ZM257 203H258V206L256 205ZM138 204L139 203L137 201V206H141V203H140V205H138ZM143 204L144 203H142V206H143ZM149 204H147V205L149 206ZM151 204H153V203H151ZM151 204H150V206H152ZM205 204H207V203H205ZM133 205H134V203H133ZM232 205H233V202H232L231 206ZM13 206L15 207V210L17 208L20 209V211H19V209H17L19 211V215H16L17 211H15V210H14L15 211V214H14L13 209H12ZM121 206H124V207H122L123 209L121 208ZM148 206H146V207H148ZM181 206H182V204H181ZM190 206H192V205H190ZM219 206L221 207V205H219ZM255 206L257 208H255ZM134 207H135V205L133 206V209L135 210L136 207L135 208ZM200 207L202 208L201 209L202 213L204 211L203 210L204 208H206V209L210 208L209 206L208 207L200 206ZM213 207H211V208H213ZM148 208L151 209V207H148ZM218 209H219L218 212H220L222 210V209L220 210V208H218ZM43 210H45L44 214H47L48 212H49V214L51 213L50 215H52V218H53L54 214L55 215L58 214L59 219H61L63 221L62 222L61 220L58 219L59 220L58 222L61 221L62 223H64L66 225V227L64 226V224L59 225L61 222L56 223L59 225V226L56 225L57 226L56 227L55 222H57V218L55 216H54L55 218H53L55 221L54 220L51 221L52 218H51V216H48L49 214L47 215L48 218L46 216L47 219L45 218V216L44 217L41 216L39 213H41V211H43ZM140 210H141V212H140ZM201 210L199 209V211H201ZM224 210H225V208H224ZM205 212L211 213L212 211L211 212L205 211ZM7 213H9V214L6 217L9 216L10 217L9 220H8V218L5 219V215ZM212 213H215V212H212ZM220 213H222V217H224L223 216L224 212L221 211ZM58 215H57V217H58ZM218 216H219V214H218ZM206 217H208V215ZM215 217H216V215H215ZM216 218L218 220L220 219V217H216ZM219 221H221V219ZM37 222L38 223L40 222V224L38 225ZM52 222H54V223H52ZM201 223H205L206 226L204 227L203 224H201ZM218 223L219 222H217V225H220L221 222L219 224ZM123 225L128 226V227H123L122 231L123 230L124 231L121 234L122 237L120 238L119 236H115L116 235L115 234L116 229L119 226H123ZM201 225L204 228H201ZM234 225H236V227L239 229L236 230V232L234 231V233H233V229H234L233 226ZM26 227L27 228L31 227V230H30V228L28 229L30 232L26 233V231H25ZM206 227L210 228V231H212L211 234H209L210 231L208 233L205 231ZM127 228H128L130 233L128 232V230H125ZM229 230H230V232L231 231L232 232L230 233ZM53 231L56 232L57 236L59 234L61 235V236H59V240L57 239L56 244L54 243V241L58 237L55 236L56 238H54V241H53L52 238L54 237V235H53V237H51V232H53ZM53 234H54V232H53ZM228 234L231 236H229ZM119 235H120V233H119ZM220 236H222V238ZM225 236H228V237H225ZM147 238H149L152 245H150V243L147 246L145 245ZM14 239H17V240H14ZM132 241L137 242L136 244H134L136 246L130 247V243ZM132 245H133V243H132ZM29 247L31 248V251L28 252L27 249L30 250Z\"/></svg>",
  "mask_w": 264,
  "mask_h": 264
},
{
  "label": "rangeland",
  "instance_id": "rangeland-1",
  "mask_svg": "<svg viewBox=\"0 0 264 264\" xmlns=\"http://www.w3.org/2000/svg\"><path fill=\"white\" fill-rule=\"evenodd\" d=\"M2 1H3V2H8L9 0H7V1H6V0H5V1L2 0ZM2 1L0 0V2H2ZM14 1H18V0H14ZM19 1H20V3L22 2L21 0H19ZM19 1H18V2H19ZM26 1H29V0H26ZM32 1H34V0H32ZM37 1H38V0H37ZM37 1H34V3L37 2ZM49 1H51V2L54 3V2L57 1V0H55V1H54V0H49ZM3 2L0 3V10H2L3 13H5V11L9 10V6H10V5H9V2H10V4H11V3H12V0H10V1L7 3V4L9 5V6H7L8 9H7L6 7H5L6 9L3 8L4 5H1V4H3ZM23 2L25 3V1H23ZM23 2H22V3H23ZM29 2H30V3H29ZM29 2H28L29 4L32 3L31 1H29ZM22 3H21V4H22ZM24 3H23L22 5L20 4V6H18V7H20L21 9H20V8L18 9L17 5H19V4H17V3H15V6H13L14 3H12V6H13V7L10 6V8L12 7L14 10H16V7H17L18 11H17V10H16V11L19 13V14H18L19 17H22L21 14H22V15H23V14H27V16H26V15H25V16H26L27 18H29L30 16H29L28 14H29V13H33L32 11H35V9H37V3L39 4L40 2L35 3V6H34V5L29 6V4H28L27 2H26V4H24ZM34 3H32V4H34ZM4 4L7 5L6 3H4ZM27 5H28V6H27ZM40 5H41V4H39V6H40ZM2 6H3V7H2ZM21 6L23 7V9H24V8L28 9V7H32V8L35 7V9H34V10H32V9L30 10V8H29V9H28L29 12H28V10H27L28 13H25L24 11H23V13H22L21 10H23V9H22ZM25 6H26V7H25ZM2 8H3L5 11H4ZM38 8H40V9H37L36 13H38L39 10L42 11V10H41V6L38 7ZM13 9L11 10V11H12L11 16H15L16 13H17V12H14V13H15V14H14V13H13V11H14ZM26 9H25V10H26ZM11 11H10V12H11ZM19 11L21 12V14H20ZM30 11H31V12H30ZM40 11H39V12H40ZM0 12H1V11H0ZM7 12H8V11H7ZM10 12H8L7 14L9 15ZM3 13L1 12V14H3ZM34 13H35V12H34ZM34 13H33V14H34ZM13 14H14V15H13ZM33 14H30L31 17H33ZM23 16H24V15H23ZM25 16L22 17L23 19L25 18L24 21H25V20H28V19H26ZM92 16H93V14H91V20L94 19V16H93V17H92ZM15 17H16V19L19 18V17L17 18V16H15ZM22 18H21V20H23ZM89 18H90V17H89ZM92 18H93V19H92ZM14 19H15V18H14ZM19 19H20V18H19ZM56 20H58V19H56ZM56 20H55V21H56ZM16 21H17V20H16ZM92 22H93V21H92ZM23 26H25V25H23ZM23 26L21 27V29L23 28ZM30 27H31V26L29 25V28H30ZM29 28H28V26L26 25V30H25V27L22 29V31L19 30V34H18V35L21 36L20 33H22V36H23V37H24V36H27V37H28V35H26V34L24 35V33H26L25 31L29 30V33H27V34H30L32 27H31V29H29ZM23 30H24V31H23ZM20 31H21V32H20ZM32 31H33V29H32ZM34 31H35V30H34ZM34 31H33V32L31 33V35H30L31 38H33V39H34V36H33L32 34H33V33H34V34L36 33V32H34ZM27 32H28V31H27ZM46 33H47V32L44 31V32L37 33V35H36V36L39 35V36H38V37H40V38H38L39 41H40V40L44 41V42H39L37 39L34 40V43H36L37 41H38L39 43H41V44L44 43V44H42V45L40 44V46H43V47L40 48L38 52H37V50H38V48L40 47V46L36 45V44H39L38 42H37L36 44H34V43L32 42L33 39H31V38H27V37L24 39V38H22V37L20 38V37L18 36L21 40L24 39V40L26 41V40L28 39V41H27L28 44H26V46L29 45V44L32 42L31 47L34 46V45H36L38 48H37L36 46H34V47L37 48V50H35L36 52L30 50V51L33 52V56H32V54L30 53V51L27 50L28 53H26V56H27V54L30 53L31 56L29 55V57H31V58L28 59V58H27L28 56H27V57L25 56V57H26L25 59H26V60L28 59L27 62H24L25 60H24L23 58H20V60L18 61L19 63L16 64L17 66H19L20 68H21V66H22V69H23L24 64L22 63V65H21V62H24L26 67L29 65L28 68H32V69H33V67H35L36 64H38L36 67H38V66L40 65L39 63L41 62V60L45 59V58H44L45 55H46V57H49L48 55H49L50 52H51L50 54L53 55V56H55L56 58L59 57L60 54H62V56H64L63 53L65 54V52H66V53H67V52L69 53L68 50H62V51H65V52H62V51L60 50L59 43H58V44H57V43H55V44L53 43L55 47L52 46L53 44H52L51 46H50V45H47V44H49V43L51 44L52 41L49 42V41L47 40V38L49 37V34L47 33V35H46ZM41 34H43V35H41ZM111 34H112V33H111ZM111 34H110V35H111ZM110 35H109V37H110ZM30 36H29V37H30ZM41 36H43V37H41ZM119 36H121V37L119 38ZM119 36H118V38L111 36V38L113 37V39L115 38V40H118V39L121 40V38H122V40H123L122 35L120 34ZM107 37H108V36H107ZM36 38H37V37H36ZM41 38H42V39H41ZM49 38H51V37H49ZM108 39H110V38H108ZM24 40H22V41H24ZM29 40H31L30 43H29ZM45 40H47L46 42H49V43H47L46 45H45ZM115 40H114V41H115ZM25 41H24V44H25ZM35 41H36V42H35ZM116 42L119 43L120 41L118 40V41H116ZM109 43H110V42H109ZM112 43H113V41H112ZM33 44H34V45H33ZM56 45H57L58 47H57ZM29 46H30V45H29ZM45 46H46V47H45ZM47 46H50L52 49H54V48H55V49H58V48H59V49H58V50H55V49H54L53 52H52V50H51L49 47H47ZM31 47H27V48H31ZM47 48H49V50H48ZM99 49H101V48H99ZM41 50H42L43 53H45V54L41 53V52H42ZM44 50H45V51H44ZM25 51H26V50H25ZM46 51H47V52H46ZM54 51H55V52H54ZM59 51H61L62 53L59 52ZM74 51L77 53V50H72V52H71V50H70V52L72 53V54L69 53L70 56H73ZM78 51H81V50H78ZM103 51H104V50H101V51L98 50V55H99V56H95V55H94L95 57L93 56V54H92V55L89 54V56H88V60H87V61H90V62H93V61H94V63H95V62L98 63V64L95 63V64H97V66H98V72H99V68H101V70L104 69V70H103L104 72L101 71V72H102L101 74H100V72L98 73V79H97L96 77H93V80H94V81H97V82H95V84L97 85V83H98V86L100 87V88H99V87L96 88L97 86L95 87L96 90H97V92H98L99 90H100V92H101V94H100V92H98V94H100V95H98V100H99V98H101V97L104 99V101H103L102 98H101V100H102L103 103H102L100 100H99L100 102L97 101V104L100 103V106L97 105V107L99 106L98 108H100V109H98L96 106H95V108L92 107L93 109H91L90 105L88 104V105H89V108L91 109V110L89 109L90 111L88 110V111L90 112V114H91L92 112H93V113H92L93 115L95 114V116H90V114H88L89 112L87 111V107H88V105L85 103L84 108H86V109H85V110H86V113H85V114H86L87 116H84L83 112H85V111L83 110V109H84V108H83V104L80 103V101L85 100V99H82V97H80V96H79L78 98H80L81 100L78 99L77 97H75V98L78 99V100H77L78 102H76V100L74 99V101L76 102V103L74 102L73 107L76 105V107H74V108H77V105H78V104H82V105H81V108H80V106H78V108H77V109L79 110V111H78L79 113L76 112L77 109L75 110V109L73 108L75 111L73 110L72 114L75 115L74 117H76V119H77V116H76V115H78V118H81L80 120H82V117H83V119L86 117L85 120L88 118V121H87V122H86V121L84 122V123H88V124H87L88 129H90V128H89V125H91V124H89V123L91 122V121H89V119L92 118V117H93V118L96 117V114H98V113H101L100 115H101V117L103 118V119H101V117H98V116H99V114H98L97 117H98V119L100 118L98 123L101 124V126H102V124L106 121L107 124L105 123V124H103V126L105 125V128H106V127L109 128L110 121H111V119L114 120V118H116L115 116H117V117L120 116V117H121V115H122V116L126 117L125 115H126L127 113L131 112V110H127V108H125V106H123V105L127 102L126 97H127V99H128V98H129V99L132 98V97L129 96V94L131 95V93L128 94V91L131 90V88H130V89H129L128 87L125 88V86H123V85H124V84H123V82H124L123 80L126 79V78L124 77V75L121 76V74H122L121 72L118 73V74H116L117 70L112 69V68L110 67V65H108V63H109L108 60H109V59H107V62H108V63L106 64V61H104V60H105V57H106L105 54H107V52L104 54ZM105 51H107V50H105ZM111 51H113V50H111ZM145 51H147V50H145ZM151 51H152V53H153V50H149V51L146 52V53L148 54V53L151 52ZM19 52L21 53L22 51H19ZM191 52H192V51H191ZM194 52H195V51H193V53H194ZM8 53L10 54V52H8ZM20 53H19V54H20ZM23 53H24V51H23ZM23 53H22V55H23ZM34 53H36L37 56H39V55H41V54L44 55L43 59H42V57H41V59H39L38 57L34 58V56H36ZM37 53H41V54L38 55ZM59 53H60V54H59ZM79 53H80V52H79ZM108 53L110 54V50L108 51ZM152 53H150V54H152ZM47 54H48V55H47ZM54 54H55V55H54ZM77 54H78V53H77ZM191 54H192V53H191ZM10 55H11V54H10ZM22 55L20 54V56H22ZM42 55H41V56H42ZM148 55H149V54H148ZM6 56H7V55H6ZM20 56H18V58H19ZM53 56H52V57H53ZM60 56H61V55H60ZM62 56H61V57H62ZM103 56H105V57L103 58ZM193 56L195 57V54H193ZM8 57H9V56H8ZM22 57H24V55H23ZM68 57H69V56H68ZM77 57H78V56H77ZM89 57H90V58H89ZM91 57H93L94 59L97 57V58H98V61H96V60H94V59H93V61L90 60V59H92ZM107 57H108V56H107ZM107 57H106V58H107ZM194 57H193V58H194ZM37 58H38V59H37ZM53 58H54V57H53ZM53 58H52V59H53ZM63 58H64V57H62V59H63ZM69 58L71 59V57H69ZM78 58L80 59V57H78ZM78 58H76V61L79 60ZM97 58H96V59H97ZM6 59H8V58H6ZM22 59H23V60H22ZM36 59H37V60H36ZM54 59H55V58H54ZM57 59H59V58H57ZM70 59H69V60H70ZM103 59H104V60H103ZM116 59H118V58H115V60H116ZM120 59H121V58L118 59V63H119ZM122 59H123V57H122ZM38 60H40V61H38ZM115 60L113 61V64H117V63H116L117 61H115ZM4 61H5V60H4ZM4 61H3L4 64L2 63V65H4L3 67H5V65H6V63H5ZM28 61H29V62H28ZM36 61H38V63H37ZM43 61H44V60H43ZM79 61H80V60H79ZM79 61H77V62H79ZM103 61H104V62H103ZM109 61H110V60H109ZM6 62L8 63V61H6ZM46 62H50L49 59H48V61L46 60ZM90 62H87V63H88L87 65L92 64V65L88 66L89 68H87V69H89V70L93 69V66H94V65H93L94 63H90ZM172 62H173V61H172ZM28 63H29V64H28ZM41 63H42V62H41ZM44 63H45V61H44ZM44 63H42V64H44ZM89 63H90V64H89ZM103 63H105V64H103ZM168 63H170V59H169ZM18 64H19V65H18ZM30 64H31V65H30ZM46 64H47V63H46ZM79 64H80V66L83 67V64H82V63H79ZM79 64H76V65H77L78 67H80ZM171 64H174V63H171ZM8 65H9V63L7 64V66H8ZM20 65H21V66H20ZM33 65H34V66H33ZM51 65H52V63H51ZM51 65H49V66H48V65H45V67H47V68H45L44 66H43V67L41 66L42 68H45V70H47V73H43V75H42V76L45 75L46 77L44 76L45 78L43 77V78H41V79L46 80L47 76H48L51 72H52V74H53V71H51V70H53V69L51 68ZM87 65H86V66H87ZM102 65H103V67H102ZM104 65H105V66H104ZM7 66H6V67H7ZM31 66H32V67H31ZM107 66H108V69H109V67L112 69V71H113L114 74L112 73L111 69L108 70L107 68H105V67H107ZM114 66H115V65H114ZM122 66H123V65H122ZM172 66L175 68L176 65H172ZM172 66H171V67H172ZM6 67H5V68H6ZM8 67H9V66H8ZM8 67H7L6 69L4 68V70H7V71H8ZM39 67H40V66H39ZM52 67H53V66H52ZM78 67H77V68H78ZM90 67H91V68H90ZM168 67H169V64H168ZM168 67H167V68H168ZM171 67H170V68H171ZM173 67H172V68H173ZM49 68H50V69H49ZM80 68H81V67H80ZM80 68H78V69H80ZM170 68H169V70H170ZM172 68H171V69H172ZM174 68H173V69H174ZM82 69H83V68H81V70H82ZM106 69H107V70H106ZM36 70L38 71L39 69H36ZM40 70L42 71L41 68H40ZM43 70H44V69H43ZM105 70H106V71H105ZM20 72L23 73V70H20ZM43 72H44V71H43ZM48 72H50V73H48ZM84 72H85V69H84ZM105 72H106V73L108 72V73L111 74V75L113 74V75H114L113 77H115V76H117V75L120 74L118 78H121V79H122V77H124V79H123V80H121V79H117V80L113 81L114 78H113V80H111V79H112V78H111L112 76H110V77L108 78V75H109V74H104ZM21 73L18 72L19 75H17L16 77L13 76V77H9V78L7 77V78H5L6 81L8 80V83H6V81H5V83L7 84V85L5 86V89H7V90H4V93L7 94V95L4 96V97H6V98H5L6 101H7V99L10 100V101H12V99H13L14 101L17 99L16 102H18V103H19V101H21L22 97L20 96V93H17V92H15L16 94H14L16 99H15L14 97L11 99V96H12L13 93H14V92L12 91V90H13L12 87L14 86L15 83L20 82V81L22 82V80H23V77L20 76ZM41 74H42V72H40V75H41ZM46 74H47V75H46ZM100 75H101L102 77H100ZM104 75H106L107 77L104 76ZM19 76H20V79H19ZM49 76H50V75H49ZM54 76L57 77L58 75H57V74H54ZM94 76H95V75H94ZM103 76L105 77V79H104ZM120 76H121V77H120ZM17 77H18V78H17ZM12 78H14V79H12ZM15 78H16V79H15ZM21 78H22V79H21ZM48 78H49V77H48ZM50 78H51V76H50ZM95 78H96L97 80H95ZM100 78H101V79H100ZM107 78H108L110 81H113V83H114V86H113V84H112V86H113L115 89L112 87L113 89L111 88V89H112L111 91L115 90V92L113 91L115 95H114L113 93L111 94L110 91H109V93H110L109 96H108V93H106V92L110 89V88H109V87H110V83H112V82H109V83L106 82L107 84H109V87H108L107 84H104V82H105L106 80L108 81ZM110 78H111V79H110ZM99 79H100V80H99ZM115 79H116V77H115ZM129 79H130V78H128V80H129ZM13 80H14V82H13V85H12V81H13ZM44 80H43V81H44ZM101 80H102V81H101ZM104 80H105V81H104ZM128 80H125V81H128ZM48 81H50V79H48ZM94 81H93V83H94ZM119 81H122V82H121V84L117 85V84L119 83ZM130 81H131V80H130ZM9 82L11 83V86H10V83H9ZM44 82H45V81H44ZM52 82H54L53 79H52V81H51L50 83H52ZM128 82H129V81H128ZM115 83H116V84H115ZM62 84H63V83H61V85H62ZM102 84H104V85L102 86ZM132 84H134V82H132L131 85H132ZM8 85H9V86H8ZM48 85H49V84H46V87H47ZM115 85H116V87H118V86H123L124 89H125V92L123 93V91H124V89H123V90H122V93H121V91L119 90L121 87H120V88L118 87V88H119V89H118V88L115 87ZM125 85L128 86L129 83L127 84V83L125 82ZM131 85H129V87H131ZM49 86L52 87V84H50ZM49 86H48V87H49ZM62 86H63V85H62ZM94 86H95V85H94ZM106 86H107V88H105ZM102 87H104V88H102ZM10 88H11V89H10ZM49 88H50V87H49ZM49 88H48V90H50ZM231 88H233V86H231ZM98 89H99V90H98ZM106 89H107V90H106ZM121 89H122V88H121ZM126 89H127V90H126ZM233 89H234V88H233ZM8 90H9V91H8ZM198 90H199V89H198ZM234 90H235V89H234ZM10 91H11V92H10ZM126 91H127V92H126ZM200 91H201V90H200ZM12 92H13V93H12ZM102 92L106 93V95H105L104 93H102ZM197 93H198V91H197ZM200 93H201V94H200ZM195 94H196V93H195ZM198 94L201 95V99H202V97H203V96H202V92H199ZM198 94L195 95V97L197 96V99H198ZM226 94H227V93H226ZM226 94H225V95H226ZM14 95H13V96H14ZM16 95H17V96H16ZM103 95H104V97H103ZM111 95H112V97H111ZM19 96L21 97V99H20ZM48 96H49V95H48ZM48 96H47V98H48V100H49V98H51V97H50L51 95H50L49 97H48ZM99 96H101V97H99ZM105 96H106V97H109V98H110V97L113 98V99H112V102L109 101V100H111V98L108 100L107 98H105ZM113 96H114V97H113ZM131 96H132V95H131ZM8 97H10V98H8ZM124 97H125V98H124ZM199 97H200V96H199ZM39 98H40V97H39ZM47 98H46V99L44 98V101L47 100ZM83 98H84V96H83ZM123 98L125 99L126 102H124V99H123ZM206 98H207V101H210V102H209V105H210V103H211V100H209L210 97L206 96ZM40 99H41V98H40ZM106 99H107V100H106ZM114 99L116 100V102H115L116 104H114V101H113ZM129 99H128V100H129ZM199 99H200V98H199ZM203 99H204V101H203L204 103H203V104L206 106V103H208V102L206 101V99H205L204 97H203ZM203 99H202V100H203ZM32 100H33V99H31V103H28V104H27L26 102H23V101H22V102L20 103V106H18V107H20V108H18V111L15 110V112H12V111H14V110H9V111H10V112H9L8 110H6V111L4 112V110H3L2 113H4V114H3V115L1 114V117H0V124H1V125H0V126H1V129H2V130L4 129L3 131H4L5 134H4L3 131L1 130V132H2L3 134L1 133L2 135L0 134V136H1V140H3V141H1V143H0V160H1L2 163L7 164L8 168H12V167L15 168L14 172L17 173L16 175H18V172H19V175H21L20 177L22 178V181L25 182V183L23 182L25 185L22 184V182H21V178H20L19 176H17V180L15 179L16 176H15V174H13L14 172H13V173H12V172H8L9 170H10V171H13V168H12V169H9L8 171H4V173H6V175H5L4 173H2L1 175H2L3 177L0 175V178H2V180H3V178H5L4 181H1V179H0V191H1V190H10V188H11L10 186H11L12 184H17V185H18V184H22V185H23L22 187H21V185H18V186H20V187L22 188V190H21L22 192H24V190H25V189H23L24 186H25V188H27V186H28V187L30 186V187H32V188L34 187L35 190H37V189H38V190L35 191L34 188L31 189V188L29 187V188L31 189V191H29L30 189L28 188L29 190H28V191L26 190V192L30 193V192H33V191H34L33 193H36V194H37L38 191H39V189H40V188H38V186H39L38 184H39L41 181H43V182L45 183V180H46V183H47V184H49V181H50L51 184L54 182L55 184H54V183H53V184H54L55 186H56V185L59 186V185L62 183V184H63V187H61V186H62V185H61V186H59V187L57 188V186L55 187L53 184H52L50 187H52V188L55 187L54 191L56 190V192H55L56 194H58L57 192L59 191V188L61 187V188H60V190H61V194H63L62 192H64V190H63L64 186H65V185H68V186H69V183H68V184H66V183H67V181L69 180L70 177L68 176V177H69L68 179L65 177V178H66V179H65L64 176L62 175V173H63V174H66V173H68V171L71 172V169H72V167H73V166L71 165V161L73 162V165H74V163H75V162L73 161V158H72V156H73L72 150H74L75 148H74L73 146H71L72 149L70 150V149H69L70 147H68V145H67L68 143H66V144L64 143V142H68L66 139H68V137H70L69 135H67V134H69V132L66 131V133H65V130H66V129H65V130H63V133H62L63 135H62L61 133H59V132H60L59 128H61V129L66 128V127H63V126H65V124H67L66 121H64L63 123H62V121L68 119V118H66V117H68V115H67V113H68V111H67L68 108L66 107V108H67V109H66V108H64V106L62 107L63 109H65V110L67 111L66 114H65V112H64V110H63L64 115H63V112H62L61 110H58V109H57V110H58V113H57V110L55 109L56 114H54V113H55L54 110L51 111L49 108H46V107L43 105L44 103H45V105H46V104H49L48 100H47L46 102L43 101V98H42V100H39V99H37V98H35V100H33V101H32ZM37 100L40 101V102H37ZM52 100H55V99H52ZM79 100H80V101H79ZM35 101H36V102H35ZM205 101H206V103H205ZM12 102H13V101H12ZM27 102H30V100L27 101ZM32 102H33V103H32ZM34 102L37 103L38 105H37V104L35 105ZM41 102H42V103H41ZM47 102H48V103H47ZM52 102H53L54 105L56 104V103H55L56 101H55V102L52 101ZM82 102H84V101H82ZM98 102H99V103H98ZM123 102H124V103H123ZM196 102H197V104H196L195 107H197L198 104H199L200 102H202V101H200V100H197V101H196V99H195V103H196ZM4 103H5V102H4ZM6 103H7V102H6ZM25 103H26V104H25ZM57 103H58V101H57ZM121 103H123V104L121 105ZM21 104H22V105H21ZM30 104H31V105L33 104L34 106H39V109H37V110H40V109H41V111H39V113H40V112H41V114H45V113H46L45 115H42L44 118H43L42 116H40V118H39L40 120L37 121V124H36V125H35V122H34V125H35V126H33V127H34L33 129H32V125H31V130H30V125H27V127H29V129H27V127H26V123H23L24 121H25V122H27V121H30V122H31V119L29 120V118H28V117H30V116H29V113H28V116H27V114H26V113L29 111L27 107H30V106H29ZM40 104H42V105L40 106ZM58 104H59V103H58ZM58 104H57V105H58ZM203 104L201 103L200 106L202 105V107H204ZM211 104H212V103H211ZM4 105H5V104H4ZM24 105H25V109H26V111H25V109L23 108ZM27 105H28V106H27ZM86 105H87V107H86ZM120 105H121L122 108H120ZM146 105L148 106V104H146ZM146 105L142 106L143 108L141 107V108H142L141 111L146 110V111H144V113L147 112L148 109H149L148 107H147V109L145 108ZM193 105H195V104H194V103H193V104L191 103V105L189 104L190 107L193 106ZM209 105H207V107H208ZM34 106H32V107H34ZM42 106H43V107H42ZM200 106L197 107V108H199V109H196V108H195V109L197 110L198 113L200 112V111H198V110H200V109L202 108V107H200ZM3 107H4V106H3ZM5 107H6V106H5ZM109 107H112V110H110ZM149 107H150V106H149ZM193 107H194V106H193ZM207 107H206L205 109L203 108L204 111L207 110L208 108H209L208 110H210L211 105H210V107H208V108H207ZM212 107H213V104H212ZM36 108H37V107H36ZM44 108H46V109H44ZM79 108H80V109H79ZM96 108L98 109V111L100 110L98 113H97V111H95ZM3 109H5V108H3ZM15 109H16V108H15ZM43 109H44V111L42 112ZM47 109H48L49 111H48ZM59 109H60V108H59ZM124 109H126L127 111H125ZM203 109H202V110H203ZM212 109H214V107L211 108V110H212ZM27 110H28V111H27ZM92 110H93V111H92ZM113 110H114V111H115V110H116V111H120V110L122 111V110H124L123 113H124V114H125L126 112H127V113H126L125 115H123V114L120 112L121 115H120V114L118 115L119 112H117V113H115V114H116V115H115L114 112L111 113ZM138 110H140V108H138V109L135 110V111H137V113L139 112V114H141L142 112H141V111H138ZM189 110H190V109H188V111H189ZM192 110H193V109H192ZM81 111H82V113H80ZM94 111H95V112H94ZM101 111H102V112H101ZM109 111H110V112H109ZM116 111H115V112H116ZM175 111H176V110H175ZM175 111H174V112H175ZM193 111H194V110H193ZM17 112H18V115H17ZM23 112H25V115H24V116H22V115L24 114ZM50 112H51V113H50ZM75 112H76V114H75ZM103 112H104V113H103ZM140 112H141V113H140ZM189 112H190V113H189ZM189 112H188V115H189V114L191 115V118H190V120H191V119L194 118V117L192 118V116H194L193 113H194L195 111H194V112H191V110H190ZM207 112H209V111H205V112H203V113L206 114ZM211 112H212V111H211ZM15 113H16V114H15ZM47 113H48L49 115H48ZM137 113H134V114L137 115ZM175 113H176V112H175ZM191 113H192L193 115H192ZM195 113H196V112H195ZM200 113H202V111H201ZM20 114H21V115H20ZM41 114H40V115H41ZM50 114H51V115H50ZM53 114H54V116H53ZM57 114H60V115H62L63 117H65V116H66V117L62 120L63 117L60 116L61 118H59V116L57 117ZM79 114H80V116H79ZM81 114H82L83 116H81ZM103 114H104V115H103ZM107 114H108V115L110 114L109 116H111V114H114V115H113L114 118H112V117H113V116H112L111 119L109 120V118H107V117H109ZM142 114H143V113H142ZM172 114H174V113H172ZM88 115L90 116V118H89ZM175 115L178 116V114H175ZM175 115H173V116H174V118H175L176 120L173 118V121L171 120V121H172V124H173L174 120H175V122L178 121V120H177L178 117H175ZM196 115H197V116H195V119H193V120H197V121H199L198 119H196V117H200V118H201V115H198V114H196ZM206 115H207V114H206ZM208 115H211V114L208 113ZM208 115H207L206 119L209 118V119H210L209 122H212V120H213V122L211 123L212 126H213V123H214V122H216L217 124H216V123H215V124L219 126L218 128H217L216 126H214V130H217V131L221 132L222 129L220 130L219 128H224L223 126H220V125H222V124L218 123L217 121H214V119L208 117ZM11 116H12V117H11ZM18 116H21V117L18 118ZM48 116H49V117H48ZM51 116H52V117H51ZM103 116H104V117H103ZM106 116H107V117H106ZM170 116H171V115H170ZM173 116H172V117H173ZM16 117H17V118H16ZM97 117H96V118H97ZM105 117H106L107 119H105ZM15 118H16V119H15ZM26 118H27L28 120H27ZM50 118H51V119H50ZM55 118H56V120H57L58 118H59V119L56 121ZM96 118H95V119H90V120H95V121H96V120H97ZM169 118H170V117H169ZM200 118H199V119H200ZM11 119H12V120H11ZM13 119H14V120H13ZM17 119H18V120H17ZM48 119H49L51 122H50V121H47ZM166 119H167V118H166ZM166 119H164V121H166ZM181 119H182V118H180V120H181ZM209 119H208V120H209ZM26 120H27V121H26ZM61 120H62V121H61ZM100 120H101V121L103 120L104 122L102 121L103 123H101ZM107 120H109V121H107ZM113 120H112V121H113ZM167 120H168V119H167ZM182 120H185V119H182ZM193 120L190 121V122H192V123L189 122V125H190L189 127L184 126L185 123H184L183 125H181L180 123H179L178 125L176 124L177 126H179V125H181L182 127L184 126V128H180V130L177 129V130H178L177 132H179V131H181V130H182L181 132H183V129H185L186 132H190V131H188V130L191 129L190 127H192V124H193L194 127H197V126H198L199 130L201 131L200 128H201V126H204V123H201V124H200L199 122H201L202 120L199 121L198 123H196L197 125L193 123V122H197V121H193ZM14 121H15L16 125H14V124H15ZM16 121H18V123H17ZM59 121H60V122H59ZM67 121H68V120H67ZM160 121L162 122V119H161ZM168 121H170V120H168ZM1 122H2L3 124H2ZM55 122H57V123H59V124L57 125V123L55 124ZM92 122H93V121H92ZM108 122H109V123H108ZM113 122H114V121H113ZM161 122H160V123H161ZM179 122H181V121H179ZM186 122H187V119H186ZM207 122H208V121H207ZM209 122H208V123H209ZM5 123H7V124H5ZM12 123H13V125H12ZM28 123H29V122H28ZM28 123H27V124H28ZM31 123H32V122H31ZM46 123H47V124H46ZM49 123H52V127L50 126V127L48 128V126H49L48 124H49ZM53 123L55 124V126H54ZM60 123H61V124H60ZM64 123H65V124H64ZM111 123H112V122H111ZM160 123H159L158 125H160ZM162 123H163V125H164V122H162ZM167 123H168V122L166 121V123H165V125H164L163 128L166 127V124H167ZM170 123H171V122H170ZM170 123H168V124H170ZM182 123H183V122H182ZM187 123H188V122H187ZM187 123H186V125H187ZM208 123H206V125H207V127L205 126L206 128H203V127H202V128H203L202 132L204 131V129L206 130V131H204V132H207V128H208V130H209V127H210V126L208 127V125H210V123H209V124H208ZM10 124H11V126H9ZM108 124H109V125H108ZM112 124H113V123H112ZM202 124H203V125H202ZM20 125H22V126H20ZM46 125H47V127H46ZM50 125H51V124H50ZM56 125H57V128L59 127L58 129H55V128H56ZM163 125H162V126H163ZM199 125H201V126L199 127ZM2 126H5L6 128H3ZM7 126H9V127H7ZM18 126H19V128H17ZM61 126H62V127H61ZM110 126H112V125H110ZM160 126H161V125H160ZM168 126L170 127V125H168ZM171 126H175V123H174V125H171ZM177 126H175V127H177ZM181 126H180V127H181ZM25 127H26V128H25ZM45 127L48 128V129H50L51 131L55 132L53 135H55V134H56V135H55V136L52 135L54 138L57 137L59 134H61V135H59V136H60V137L62 136V140H63V138H64V140H63V141H59V139L61 140V138H60L59 136H58L56 139L51 138V134H52V132H51L50 130H47V131H46ZM91 127H92V126H91ZM194 127H192V129H193ZM215 127H216V128H215ZM7 128H8V129H7ZM41 128H42V129H41ZM110 128H111V127H110ZM136 128L138 129V127H135V129H136ZM158 128H159V126H158ZM158 128H157V132H156L157 134H156V136L159 134V132H160V133L163 132V131H161V130L163 129L162 127H161V130H159ZM167 128H168V127H167ZM167 128H166V129H167ZM170 128H171V127H170ZM172 128H173V130L176 129V128L174 129V127H172ZM177 128H178V127H177ZM187 128H189V129H187ZM198 128H194V129H193V132H194V130H195V133H196V131H197L196 129H198ZM212 128H213V127H210V134H211V131H212V134L216 132V131L212 130ZM9 129H10V131H9ZM26 129H27V130H30L31 133H30L29 131H26ZM44 129H45V130H44ZM52 129H53V130H52ZM135 129H134V132L137 131V132H138L137 134H139V133L141 132V130H140V132H139V129H140V128H139L138 130H137V129L135 130ZM192 129H191V132H192ZM218 129H219V130H218ZM5 130H6V131H5ZM54 130H55V131H54ZM57 130H58L59 132H58ZM158 130H159V132H158ZM163 130H164V132L161 134L162 138L160 139L161 141L159 142V145L153 144V142H151V141H154V142H155V140H156L157 142H155V143L158 144V138L161 137V136H159V135L157 136V139H155L156 137H154L155 135L153 136V134H151V137H149V138H148L149 135H147L146 137H143V140H147V141L150 140L149 142H144V141L141 142L142 138L140 139V141H139V140H134V139H132V141H139V142L141 143V144H140V143H139V144L143 146V147H142V146L138 145L137 142H136V143L134 142L135 144L138 145V146L136 145L138 148H140V149H145V150L148 149V150H149V151H147V150L145 151V150H144V153L147 152L146 154H148V155H145V154H144V155H145V156H144L143 154H140L139 150H138V152H137V150H136L137 148H136L135 151H136L138 154L141 155V156H140L141 158H140L139 156H137V153H136L135 151H133L134 147H136V146H135V144L132 142V146H133V144H134V146H133V147H130V148L132 149L133 154L136 153L137 158L139 157V163H140V164H139V163L136 162V161H132L133 158H134L133 160H135V159H137V158L131 153V149L128 148V149H130V153H131L134 157L132 158L131 155H129V159L132 158V159H130V160H131V162H130V161L128 160V156H127V157H126L127 162H128V163L130 162L129 165H131L133 162H136V163H133L134 165L132 164L131 166H129L128 163H126V165H128L129 167H132V169H131L132 171H133V169L135 168L134 171L131 173L132 175L130 174L131 170H130L128 167H127V168L129 169L130 172L127 171V172L124 174V171L121 170V169H125V171L128 170L127 168H125L126 165L123 166V168L117 169L119 166L121 167V165H122V162H121V161L125 158V157H123V154L126 152V151H125L126 149L124 150L125 152L123 151V149L121 150L122 152H121V155H120V156H121L120 159L123 157L122 160L118 161L119 159H117V161H118L119 163L121 162V165H119L117 162H116V163H113V161L115 162V159H114L113 161H111L112 159H109L108 164H107V163H106L107 165L105 164V162L108 161V160H107V155L110 156V155L112 154V153H110V151H109V150H111V148H112L111 145H115V144H113L112 142L115 140L114 142H116V143L119 142V144H121V143H123V140H124L123 138H124V136H127V135L119 136L120 139H119L118 141H116V139L118 138L117 135H115V136H109V137H112V138L114 137L113 140H112V138H107V139L112 140V141H111V144H110V143L108 142L109 140L106 141V139H105V137H104V136H106V135H103V134H105V133H102V135H103L102 137H104V140L101 141V139H100V140L98 139V141H97V142L95 141V142H96L97 144H98V143L100 144V145H98V147H99V146L102 147V144H101L99 141L103 142V144H105V143L108 142L109 145L106 144V145H103V146H104V148H106V146H110V147H109L110 149L108 148V150H107V148H106V150H105L104 148H101V149H100V148L97 147L98 150H101L100 153L102 154V156H101V155L98 156V153H99L98 150H97V152H98V153H97L96 150L93 149V151H94L95 153H97V156H98L101 160L103 159V161H104V164H102V161L99 162L100 160H99V158H98L97 156H95V159H96V157H97L98 159H96V160H98V161H96V160H95V161H94V160H91L92 164H94V170H95V168H96L95 173L97 174V173L100 172V174L96 175V180L99 179V185L97 184V189L100 190V189H105V188H106V189H105V190H106L105 192H106L107 194L111 193L110 191L107 192V189H108V188H109V190H112V191H113L114 189H115V190H116V189H117V190H118V189H121V190H118V191H120V192H118V191L116 190L117 193H115V190H114L111 194H109V195L111 196V195L114 193L113 195H114L115 197H114L113 195H112V196H113L114 198H116L117 201H118L119 198H120V201H121L122 199H121V197H119V195H122L123 192L121 193V191L124 190V189L126 188L125 185L128 184V185H127V188L125 189L126 191H129V190H127L128 188H130V187L132 188V187H133V190H132L131 188H130V189L132 190V192H134V190L136 191V188H135V187H137L138 189H137L136 193H134V194H137V193H138V194L140 195V196L136 195V197H137L138 199H137L136 197H133V196H132V193L130 194L129 192H126L125 194H124V193H123V194H124V195H127V200L125 199L124 195H122V197H124V199H125L124 202H127V201H128V197H129L128 194H130V195H131L130 198H131V199L133 198V200H131V199L129 198V201H130L129 204H132V205H131V206H128V205L126 204V205L129 207V208H128V207H126V205H124L125 203H124V204L121 203V204H123V205H124L126 208H128V209H131V207H132V209H133V206L135 205V207H136V208L134 207L135 210H134V209H133V210L131 209L130 211L128 210V213H131V214H133V215L135 214L134 216H139V215H137V214H139V213H138V212H139V207H140L141 210H146V211H147V209H148V211H153V209H154L155 207H156V208L158 207V206H155L156 204H154V203H155L154 198L157 197V195L155 194L156 191H158V194H159V192H162L163 194H162V193H161V194L163 195V197H164V195H165V197L170 196L171 198H172V197H176V196H177V197H179V196H183V200H182L183 202H180V203L182 204V206H181V204H179V208H180L181 210H186V207L189 206V207H187V210H188V208H191L192 210H194V211H196V212H200V213H198V215H199V214H200V215L202 214L206 219L208 218L207 220H210V217L214 215V216H213L214 219L211 218V220L213 219L212 221H215V222H213V223L211 224L212 221L210 220L209 222H207V224H211L212 226L214 225L213 227H214L215 230H216L218 227L221 228V226H222V228H221L220 230H224V229H223V226H224V225H225L224 228H225L226 226H230V225H231V224H230V225H227L228 223L225 224V222H224V223L222 222V221L225 220V219H226V220H225L226 222H229V221L227 220V218H226V216H227L226 214H228L229 212L227 213L226 211H228V210L231 211L232 209L235 208V209H234L235 211H234V210L231 211V213L233 212L232 214H234V213H237V212H236V211H237V208H236L237 205H238V207H239V202H240V201H239V200H240V199H239V195H237V194H238V193H237V190H235L236 192H234V189H235V188L237 189V186L234 185L235 188L233 189L234 186L232 187V185L229 186V185L227 184V183L232 184V183H230V181L233 182V184H236L237 180H238V179H241V178H240V174H239V173H241V172H239V173L237 172V170H238L239 167L236 166L235 162H231L232 159H231V160H228V162L230 161V164H231V165H229L228 162H227V164H228L229 166H228L226 163H224V164H226V166H227V168H225V170H226V169L228 170V167H232L231 170L229 169L230 171H228V172H227V170H226V171L223 170V166H222V165H224V164H221L222 167L220 166V164H219V165L217 164L218 161H219V162H221V161L215 159L213 156L215 155V157H216V154H215V153L218 154L217 151H219V150H218L219 148H220V150H221V148H222V150L224 149V148H223L222 146H220V145H219V148H218L216 151H212V152H215L214 154H213L210 150H209L208 154H206L207 151H208V149H207V148H206V149H203L204 151H202V153H203V152H206V153H205V154L207 155V156L205 155L206 157H209V156H210L209 154L212 153V154H213V156H212V154H211L212 158H211V156H210V158H206V157L204 158L203 155L201 156L202 153H201V154H197V151H199L198 153L201 152L200 149H199V147H200L199 145H201L202 143L200 142L201 144L198 145V142H199L200 140H198V142H196V144L193 142L194 145H197L198 149H197L196 146H194V145L192 146V144L189 145V147H188V146L186 147V146H183V145H182V146H179V147H181V148H182V147H184V148H188V150H190V152L187 151V153H189V154L192 153V155H193V154H195L194 152H196V154H197L198 156L200 155L201 157H203L202 160H201V159L199 160V157H200V156H199V157H198V156H195V158L198 157V159L196 158V159L198 160L197 162H199L198 165H197V164H196V165L194 164V161H196V159H194L193 157H192L193 159H191V157L189 158V157L187 156L188 154H186V152H185V155H186L185 157H186V159H187L188 161H191V162L188 163V161L186 160V161H187L186 163H188V164L186 165V163H185V158H184V157L182 158V155L184 154L182 151H186V150H185V149L183 150V148H182V150H181V148H179V147H178V148L180 149L181 152H180L179 150H177V147H176V151H175V152L177 153V157L179 158V159H178V158L176 157V159L180 160V159L182 158L183 161L180 162V161H181V160H180V161L177 162V160L175 159L176 153H174L173 151L171 152V149L173 148V146H172L173 144L170 146V144L173 143V142L175 141V138H172V137H174V136H171V133H170L169 131H167V132L170 133V134H168L167 132L165 133V129H163ZM167 130H169V129H167ZM185 130H184V134H185V135H184L183 133H182V134L184 135L183 137L185 138V136H186V139H187V133H185ZM199 130H198V131H199ZM224 130H226V129L224 128ZM224 130H223L222 133H224ZM25 131H26V132H25ZM44 131L47 132V133H48V131H50L51 133L49 132L48 135H47V133H45ZM198 131H197V133H198L197 136L199 135V133H202V132H200V131L198 132ZM213 131H214V132H213ZM228 131H229V130H227V131H225V132L227 133ZM23 132H24V133H23ZM173 132H174V131H172V133H173ZM181 132H180V135H182ZM204 132H203V133H204ZM25 133H26V134H25ZM28 133H30L29 137L27 136ZM42 133H43V134L45 133V135H46L47 137H46L45 135H43ZM58 133H59V134H58ZM64 133H65L66 135H65ZM164 133L166 134V137L168 138V139H166V140H165V135H164ZM8 134H9V135H8ZM24 134H25L26 136H25ZM41 134H42L43 136H45L46 138H43V136L41 137ZM141 134H142V133H141ZM141 134L138 135V136L141 137V136L143 135V134H142V135H141ZM167 134H168V136H167ZM176 134L179 136L178 133H176ZM190 134H192L191 137L196 136V134H193V133H190ZM212 134H211V135H212ZM215 134H216V133H215ZM217 134H218V135H221V133H220V134L217 133ZM224 134H225V133H224ZM227 134H229V132H228ZM244 134H247V133H244ZM250 134H251V133H250ZM254 134H255V133H254ZM23 135H24V136H23ZM49 135H50V136H49ZM70 135H71V134H70ZM131 135L133 136V133H132ZM131 135L129 134V136H131ZM135 135H136V133H135ZM169 135H170V137H171L174 141L169 142V138H170ZM173 135H175V132L173 133ZM177 135L175 136L176 138H177ZM208 135H209V131H208V134H205V133H204L203 136H207V137H204V138L207 139V138H209ZM260 135H261V134H260ZM260 135H258V136H259V138H258V136H256V134H255V136L258 138L257 140H260L261 143H262V141H263L262 144H259V146L262 147L263 144H264V139H261V136H260ZM48 136H49V137H48ZM67 136H68V137H67ZM129 136H128L129 139H128L127 137H125V140L127 139V141H129V140H130V137H129ZM132 136H131V137H132ZM136 136H137V135H136ZM152 136H153L154 138H152ZM188 136H190V135L188 134ZM200 136H202V135L200 134L199 137H200ZM203 136H202V137H203ZM255 136H254V137H255ZM263 136H264V135H262V137H263ZM20 137H23V138H20ZM24 137H25L26 139H25ZM39 137H41L42 139L39 138ZM66 137H67V138H66ZM106 137H108V136H106ZM121 137H122V140H121ZM139 137H138V138H139ZM183 137H182L181 139H183ZM199 137H198V138H199ZM49 138H50V139H49ZM58 138H59V139H58ZM72 138H73V137H72ZM92 138H93V137H92ZM136 138H137V137H136ZM138 138H137V139H138ZM151 138H152V139H151ZM163 138H164V139H163ZM171 138H170V141L172 140ZM179 138H180V137H179ZM195 138H196V137H195ZM195 138H194V139H195ZM200 138H201V137H200ZM263 138H264V137H263ZM5 139H6V140H5ZM19 139H20V140H19ZM40 139H41V140H40ZM43 139H46V140L48 139L47 141L45 140V143H44V141H43V145L45 144L44 147H42V146H43L42 143H40V145H38V144H39V143H38V142H39L38 140L42 141ZM51 139L54 141L53 143H55V141H56L55 144H56V145L58 144V146H60V148L63 146L62 144H65L64 147H62L61 150H57V149H59V147H57V149H56V145H55V146H54V144H53V145H50V144H52V143H51V142H52ZM89 139H90V138H89ZM93 139H94V138H93ZM153 139H155V140H153ZM177 139H178V138H177ZM255 139H256V138H255ZM12 140H13V142H12ZM22 140L25 141V142H23ZM65 140H66V141H65ZM162 140H164L165 142L168 140V141H167V144L165 143V145H164V142H163ZM178 140H179V139H178ZM183 140H184V139H183ZM183 140H181V141H183ZM201 140H203V139L201 138ZM204 140H205V139H204ZM204 140H203V142H204ZM207 140H208V141L205 140V143L209 142L210 138L207 139ZM257 140H255L254 143H255V144L257 143V146H258V142H259V141L257 142ZM261 140H262V141H261ZM9 141H10V142H9ZM49 141H50V143H49ZM90 141H92V139H91ZM104 141H105V142H104ZM120 141H121V142H120ZM127 141H125V143H126ZM130 141H131V140H130ZM184 141H185V140H184ZM5 142H6V143H5ZM22 142H23V144H25V145H23ZM59 142H60V143L62 142V143L60 144ZM95 142H94V143H95ZM168 142L170 143L169 145H168ZM260 142H259V143H260ZM9 143H10V144H9ZM19 143H21V144H19ZM86 143H87V141H86L85 144H84L85 146H86ZM88 143H89V140H88ZM88 143H87V146H86V147L90 146V145L93 143V141H92V143H91L90 145H88ZM94 143H93L91 146H93V147L95 146V148H96V145H97V144L95 143V144H96V145H95ZM127 143H128V142H127ZM127 143H126L125 145H127ZM129 143H130V142H129ZM129 143H128V144H129ZM160 143H162V144L160 145ZM205 143H203V145H204L203 147H204V148H205V146H206V147H212V149H216V146H215V148H214L213 145H210V144H209V145H210V146H209L208 143H207V144H205ZM254 143H253V145H254ZM47 144H48V146H49V145H50L51 147L54 146L55 148H53V147H52V148H51V147H48ZM119 144H118V145H119ZM123 144H124V143H123ZM123 144H122V146H123V148H125V147H124L125 145H123ZM144 144H146V146L148 145V147L145 148V147H144V146H145ZM151 144H152V145H151ZM216 144H217V143H216ZM1 145H2V146H1ZM13 145H14V146H13ZM84 145H83V146H84ZM130 145H131V143L129 144V146H130ZM149 145H151V146H149ZM167 145H168L169 147H166ZM207 145H208V146H207ZM6 146H7V147H6ZM22 146H23V147H22ZM37 146L40 147L39 150H40V149L43 150V151L46 150V153H48V154H47L48 158L50 157L51 159H53V160H51L50 158L47 159V165H50V169L52 168L51 166H52L53 164H55V166L53 165L52 172L48 169L49 166H48L47 168L45 167L46 169H44V170H43V169H40V171L43 170V171H41L42 173H39V175H40L39 178H38V176H37L38 174H37V175L34 177V178H35V179H34V178H33L34 175L31 177V172L33 173V171H32L31 169L33 168L32 166H34L33 164L36 163V161L34 160V158L37 156V155H35V154L37 153V151H38V149H37L38 147H37ZM45 146H46L47 148H49V149H46ZM120 146H121V145H120ZM120 146H119V148H120ZM139 146H140V147H139ZM190 146H192V149H194V150H191V149H190ZM201 146H202V145H201ZM243 146H244V145H243ZM243 146H242V147H243ZM254 146H255V145H254ZM259 146H258V147H259ZM20 147H21V148H20ZM26 147H27V148H26ZM65 147H66V148H65ZM86 147H85V148H86ZM93 147H91V148L88 147L87 149L91 150ZM113 147H114V146H113ZM115 147H116V148H115ZM115 147H114V148H115V149H114L115 152L113 153V155H115V153H116V155L118 154V153H117V151H118V150H117V148H118L117 145H115ZM126 147H127V146H126ZM141 147H142V148H141ZM150 147H152L153 150H152ZM162 147H163V148H162ZM170 147H171V148H170ZM193 147H194V148H193ZM195 147H196L197 151L195 150ZM217 147H218V146H217ZM236 147H238V146H236ZM245 147H246V146H244L243 149H245ZM252 147H253V146H252ZM252 147H250V148H252ZM258 147H256V148H258ZM261 147H259V150L255 149V147H254V150H255V151H254L253 148H252L251 150L254 151V153H253L252 151L247 152V149H248L247 147H246L245 150H246L247 153H249V155H250V152H252L253 155L256 153V154H257V157L259 158V152L262 150V149L260 150ZM263 147H264V146H263ZM13 148H14V149L16 148V149L14 150ZM35 148H36L37 151L34 150ZM63 148H64V149H63ZM67 148H68V149H67ZM73 148H74V149H73ZM85 148H84V147H83V148H80V149H82V151H80L79 149H78V150L76 149L77 151H79V152H78V155H80L79 153H81V152H82V153H83L84 151L87 152V150H86ZM168 148H169V149H168ZM200 148L202 149V147H200ZM240 148H241V147H239V149H237V148H236V149H237V150H240ZM1 149H2V150H1ZM21 149H26V152H27L26 155H27V157H26V155H21V154L19 153ZM44 149H45V150H44ZM50 149H51L52 151L54 150V151H53L54 153H56L57 151H59V152L56 153V157L59 155L57 159H55V154L52 153V151H51ZM65 149L68 150V151H69V150L71 151V152H70L71 155H69V157L71 156L70 158H72V159H70L71 161L67 159V158H69V157H68L69 152H68V151H65ZM84 149H85V150H84ZM103 149H104V150H103ZM112 149H113V148H112ZM128 149H127V150H128ZM156 149H157L160 153H162V154H160V157H161L163 160L158 156V152H157ZM160 149H161V150L164 149V150H162L163 152L160 151ZM210 149H211V148H210ZM212 149H211V150H212ZM241 149H242V148H241ZM243 149H242L241 151H244ZM49 150L51 151V153H50L51 155H50V156H49V152H50ZM102 150H103V151H102ZM151 150H152V153L150 152ZM154 150H155V151H154ZM173 150H174V149H173ZM205 150H207V151H205ZM222 150L219 151V152L224 153ZM226 150H227V149H226ZM248 150H249V149H248ZM15 151H16V152H15ZM32 151H33V156H34V158H33V157H30V156L32 155V154H31ZM34 151H35V152H34ZM43 151H42V152H43ZM61 151H62V152H61ZM104 151H105V152H104ZM119 151H120V150H119ZM140 151H142V150H140ZM165 151H166V152H165ZM224 151H225V149H224ZM227 151H229V150H227ZM227 151H226L225 154H223V155H222L221 153L218 154V156H220V155L224 156V155L228 154ZM262 151H263V150H262ZM39 152H40V151H38V153H39ZM73 152H74V154L76 155V157H75V155H74L73 157L76 158L77 160L80 158L81 161H80V160H78V161H80L81 163H82V158H83L84 161H87L88 163L90 162V161H89L90 159H94V158H93L94 156L92 157V155H91L92 158L89 157L90 154L92 153V150H91V151H88V152H89V153H88L89 155H88V159H87V160H85V158H84L85 155H84V154L81 153L82 156L80 155V156L77 158V156H78V155L76 154L77 152H75V150H74ZM86 152H85V153H86ZM112 152H113V151H112ZM123 152H124V153H123ZM128 152H129V150H128ZM134 152H135V153H134ZM148 152H150L152 155L155 154L156 156H154V157L152 156L153 159H152V157H147V156H151V154L148 153ZM156 152H157V153H156ZM179 152L181 153V155H178ZM3 153H5V154H3ZM61 153H62V154H61ZM103 153H104V154H103ZM106 153H107V154H106ZM108 153H109V154H108ZM122 153H123V154H122ZM141 153H142V152H141ZM164 153H165V154H164ZM171 153H172V154H171ZM182 153H183V154H182ZM229 153H230V152H229ZM244 153H245V151H244ZM244 153H243V156L245 155V156L249 157V155H247V153H246V154H244ZM6 154H7V156H6ZM29 154H30V155H29ZM40 154H41V158H42V153L40 152ZM52 154H53V157H54V158L52 157ZM66 154H67V155H66ZM119 154H120V152H119ZM125 154L128 155V153H125ZM173 154H174V156H173ZM196 154H195V155H196ZM83 155H84V156H83ZM94 155H96V154H94ZM113 155H111V157L108 156V158H112V157H114ZM126 155H125V156H126ZM142 155H143V158H142ZM192 155H191V156H192ZM251 155H252V154H251ZM251 155H250V156H251ZM19 156H20V157H19ZM22 156L26 157L28 160H27L26 158L22 157ZM28 156H29V157H28ZM38 156H40V155H38ZM62 156H63V157H62ZM105 156H106V157H105ZM162 156H163V157H162ZM179 156H181V158H180ZM193 156H194V155H193ZM218 156H217V157H218ZM222 156L219 157V159H220V158H221V159L224 158V157H222ZM61 157H62V158H61ZM81 157H82V158H81ZM85 157H87V153H86V156H85ZM103 157H104V158H103ZM173 157H174V158H173ZM187 157H188V158H187ZM247 157H246V158H247ZM254 157H255V155H254ZM254 157H253V158H254ZM7 158H8V159H7ZM13 158H14V160H13ZM29 158H30V159H29ZM31 158L34 160V162L31 160ZM37 158H38V157H37ZM145 158H146V159H145ZM158 158H159V159H158ZM172 158H173V159H172ZM213 158L215 159V160H214V161H215V162H214V165H211V164L209 165V164H208V163L210 162L209 159H213ZM249 158H251V157H249ZM255 158H256V157H255ZM255 158H254V159H255ZM2 159L5 160V161H3ZM11 159H12V160H11ZM20 159H21V160H20ZM39 159H40V157H39ZM39 159H37V160H39ZM42 159H43V158H42ZM66 159H67L68 162L66 161ZM76 159H75V161H76ZM104 159L107 160V161H105ZM141 159L143 160V161H141L142 163L140 162ZM144 159H145V160H144ZM154 159H155V160H154ZM160 159H161V160H160ZM204 159H205L206 162H208V160H209V162L207 163V165H206L205 162H200V161H204ZM206 159H207V160H206ZM227 159H228V158H227ZM16 160H18V162H17ZM55 160H56L57 162H56V163H53V162H55ZM137 160H138V159H137ZM192 160H194V161L192 162ZM225 160H226V158H225ZM225 160H224V161H225ZM251 160H252V159H250V160H249V159H248V160H247V159H246V160L243 159V162H244V161H245V162H248V161L251 162ZM22 161H24V162L22 163ZM41 161H42V160H41ZM41 161H40V162H41ZM51 161H52V162H51ZM59 161H60V162H59ZM64 161H65V162H64ZM69 161H70V162H69ZM124 161H125V160H124ZM162 161H163V162H162ZM167 161H168V162H167ZM216 161H217V162H216ZM226 161H227V160H226ZM226 161H225V162H226ZM232 161H233V160H232ZM254 161H256L255 164H256V163L259 164L258 162L260 161V159H258V162H257V160H254ZM254 161H252V162L254 163ZM261 161H262V160H261ZM261 161H260V164H259L260 166L254 164V165L257 166V167L259 166L258 169L261 168V171H260V169H259V170H255V169H257V168H256L255 166H253V163L251 162L250 164H252V167H255V168L253 169V168L251 167V165L249 164L250 166H249V165H248V166H249L250 168L247 166V168H249V172H252L250 169H253V171H254L255 173H256V172H257V173H259V172H260V173L263 172V171H264V167H263V166H264V162H263V161L261 162ZM27 162H28V163H27ZM32 162H33V163H32ZM37 162L39 163V161H37ZM50 162H51L52 164H51ZM63 162H64V163H63ZM66 162H67V163H66ZM91 162H90L89 164H91ZM93 162H94V163H93ZM98 162L100 163V165L97 164ZM197 162H195V163H197ZM16 163H17L18 166L16 165ZM48 163H49V164H48ZM110 163H111V164H112V163L115 164L114 168H113V166H112ZM137 163H138V166L135 165V164H137ZM143 163H144V164H143ZM210 163H211V162H210ZM215 163H216L218 166L221 167V170H223V171H220V172L218 173V170H217V169H219V168H217L218 166L216 165L217 167H216L215 171H216V170H217V171H216V173L214 172L216 176L212 175V173H209L210 171H211V172L214 171L213 168L215 167ZM221 163H222V162H221ZM25 164H27V165L24 166ZM28 164H29V165H28ZM42 164H43V163H42ZM42 164L39 163L40 167L42 166L41 168H44ZM77 164H78V166H77ZM89 164H87L86 162H84V164H82L83 167L86 165L87 168H84V169H86L85 172L88 171L87 174H85V173L82 174V172H84V171L81 170V169H83V167L80 168L81 171L79 170L81 173H80V172H77L78 174L80 173V175H81L82 177H83L84 174L87 175V180H88V173H89V171H90V170H87L88 167H89ZM116 164H117V165H116ZM123 164H125V163L123 162ZM164 164H166L167 166H168V165L170 166V167H169V166L167 167L168 170H169V173H168V171L166 172V171L164 170V169H166V166H164ZM233 164H234V165H233ZM245 164H246V163H245ZM262 164H263V165H262ZM22 165H23V166H22ZM31 165H32V166H31ZM66 165H67V166H66ZM75 165H76L78 168L80 167V164H79V163H76ZM75 165H74V166H75ZM82 165H81V166H82ZM87 165H88V166H87ZM95 165H96V166H95ZM97 165L99 166V168H97ZM103 165H106V166H103ZM108 165H109V166H108ZM143 165H144V166H143ZM183 165L186 166V167L189 166L190 168H189V167H188V168H189L190 170L192 169V172H193V173L189 170V171H190V174H189V171H187V168H183ZM208 165H209V166H208ZM246 165H247V164H246ZM19 166H20L21 168H20ZM27 166L30 167V168L32 167V168H31V169H30V168L27 169ZM90 166H91V165H90ZM101 166H102V167H101ZM110 166H111V168H110ZM117 166H118V167H117ZM134 166H135V167H134ZM212 166H214V167H212ZM234 166H236L237 169H236V167H234ZM16 167L19 168L20 171L23 170L22 172H24V170H25V168H23V167H26V172H25L24 174H22V172H21V174H20L19 169H16ZM40 167H39V168H40ZM66 167H70V169L67 168V170H66L67 172L64 170V169H66ZM77 167H73V169H72L73 173H74V171H75L74 168L78 170ZM91 167H92V166H91ZM105 167H106V168H105ZM108 167H109V168H108ZM115 167H116V168H115ZM141 167H142V168H141ZM164 167H165V168H164ZM198 167H200V168H198ZM207 167H208V168L212 167V170H209ZM244 167H245V171H244ZM244 167H243L242 170H243V173L245 172V174H246L248 170L246 169V166H244ZM262 167H263V168H262ZM89 168H90V167H89ZM100 168H102V169H100ZM139 168H140V169H139ZM170 168H171V169H170ZM54 169H55V170H54ZM62 169H63L64 171H63ZM84 169H83V170H84ZM90 169H91V168H90ZM92 169H93V167H92ZM105 169H106V170H105ZM111 169H113V171H112ZM116 169H117V170H116ZM183 169H186V170H183ZM194 169H195V170H194ZM199 169L201 170V173H202V174H206V175H207V174L209 173V175H207L209 178L213 176V178H214L215 181H216V185H214L213 187H211V185H213V184H211V183H214L215 181H213V182L210 183L209 181H212V180H210V179H211V178H210L209 181H208V183H206V182H207V181H205V178H206V177H203V179L201 178V177L204 176V175H202V176L200 177V174H201V173H200L199 176H198V173H199V171H200ZM210 169H211V168H210ZM234 169H236L235 172H237V174H239L238 176L235 175L236 178L239 177L237 180H234V178H235V177H233V176H234V174H233L234 172H231V171L234 170ZM16 170H17V171H16ZM28 170L30 171V173L28 172ZM77 170H76V171H77ZM108 170H109V171H108ZM110 170H111V171H110ZM114 170H115V171H119V170H120V172H121V173H119L120 176H118V175H119L118 172L116 173ZM135 170L138 171V172H137L138 175H137V173H136L137 178H136V175L134 174V172H136ZM143 170H144V171H143ZM166 170H167V169H166ZM219 170H220V169H219ZM246 170H247V171H246ZM59 171H60V172L62 171V173L60 174ZM96 171H97V172H96ZM101 171L104 173L102 176H100V175L102 174ZM106 171H108L109 173L106 172ZM122 171H123V172H122ZM139 171H140L141 173L144 172L145 174H140ZM181 171H182V172H183V171H184V172H185V171L188 172V173L185 172V174H183L185 178H184V177L182 178L183 175L181 174ZM195 171H196V172H195ZM238 171H241V170H238ZM258 171H259V172H258ZM105 172H106V175H105ZM179 172H180V173H179ZM222 172H223V173L225 172V175H221ZM226 172H227V174H228L227 177L230 176L231 179H230V177L228 178L229 180L226 179V178H227V177H226ZM230 172H231V173H230ZM7 173H8V176H7ZM57 173H58V174H57ZM73 173H72V174H73ZM77 173L75 172V176L73 175L75 179H76V178L79 179L78 176H77V175H78ZM127 173H128V176H127ZM223 173H222V174H223ZM255 173L252 172L251 174L255 175ZM263 173H264V172H263ZM10 174H11L12 176H11ZM49 174H50V175H49ZM76 174H77V175H76ZM109 174H110V175L115 174L116 176L113 175L114 178L111 176V177L113 178V179H112V178L110 177ZM121 174H122V175H121ZM139 174H140L141 176H140ZM165 174L168 176V178H166L167 176H166ZM170 174H171V175H170ZM177 174H180L179 176H180L182 179H181V178H179L180 180H179V179H174V178H178V177H179ZM210 174H211L212 176H210ZM229 174H230V175H229ZM231 174H233V175L231 176ZM235 174H236V173H235ZM247 174H248V173H247ZM251 174L249 173V175H251ZM13 175H14L15 177H13ZM22 175H24V176H22ZM58 175H61V176H62V177L59 176V177H60V180L58 179L59 182L56 181L57 178H55V177H58ZM67 175H71V174H67ZM67 175H66V176H67ZM80 175H79V177H80L81 182H82V180L84 179L83 182H82V186H85V187H83V190H82V196H84V195L89 196V193H92V192H93V190L91 189L92 191H90L89 188H91V186H93L94 182L91 183V184H92V185H91L89 182H92L93 180L90 181L91 179H89V182H86V181H87V180H85L86 178L81 179V176H80ZM108 175H109V176H108ZM125 175H126L128 178L131 176V178H133L132 180H133V183H134V184L131 183L132 180H131V182L129 183L130 179H129V181H128V180L126 179L127 177L125 178ZM129 175H130V176H129ZM134 175H135V176H134ZM181 175H182V176H181ZM220 175H221L222 177H221ZM262 175H263V174H262ZM5 176H6V177H5ZM9 176H10L11 178H10ZM48 176H49V177H48ZM122 176H123L124 179H122ZM165 176H166V177H165ZM175 176H176V177H175ZM223 176L225 177L224 180H225L226 182L223 181V179H222ZM241 176H242V175H241ZM244 176H246V175H244ZM256 176H257V174H256ZM263 176H264V175H263ZM263 176H262V178H263L262 180H264V177H263ZM23 177H24V178H23ZM26 177H27V178H26ZM30 177H31V179H30ZM84 177H85V176H84ZM98 177H100V178H98ZM101 177H102V178H101ZM107 177H108V178H107ZM116 177H117V179L120 178L121 180H120V179L117 180ZM139 177H140V178H139ZM143 177H144V178H143ZM145 177H146V178H145ZM150 177H153V179H151ZM156 177H157V179L159 178V179H158L159 182H161V181H160V177H161L162 180H163V179H167V180H166V181L163 180V181L160 183L162 186H159V185H157V184H158V181H157ZM162 177H163V178H162ZM164 177H165V178H164ZM192 177H193V179H192ZM199 177H200V180H201V181L203 180L205 183H203V182H201V181L198 182V178H199ZM208 177H207V178H208ZM232 177H233V179H232ZM242 177H243V176H242ZM247 177H248V175H247ZM249 177H250V176H249ZM258 177H259V179H261V178H260L261 176L258 175L257 177L254 176L253 180H254L255 178L257 179ZM6 178H7V180H6ZM12 178L14 179V181H13ZM32 178H33V180H32ZM71 178H72V175H71ZM74 178L70 179V181H68V182H71V180H75ZM106 178H107V179H106ZM169 178H171V179H169ZM172 178H173V179H172ZM190 178H191V179H190ZM207 178H206V179H207ZM236 178H235V179H236ZM244 178H245V177H244ZM244 178H243V179H244ZM36 179H37V180H36ZM44 179H45V180H44ZM49 179H50V180H49ZM54 179H55V180H54ZM100 179H101L102 181H101ZM110 179H111V180H110ZM115 179H116V181H120V182H121V183H120V182H117V183L120 184V185H117V186H120L119 188L116 187V182H112V181H114ZM125 179L127 180L128 183L125 181ZM134 179H135V180L137 179V180L135 181ZM139 179H140L141 183L139 182ZM142 179H145L144 182H143ZM155 179H156V180H155ZM247 179H248V178H247ZM249 179H251V177H250ZM18 180H19V181H18ZM28 180H31V181H28ZM39 180H40V181H39ZM51 180H52V181H51ZM65 180H67L66 183L63 182V181H65ZM103 180L105 181L104 184H103ZM107 180H108V184L106 183ZM109 180H110V182H109ZM152 180H153V181H152ZM168 180H169V181H168ZM185 180H186V181H185ZM207 180H208V179H207ZM233 180H234L235 182H234ZM257 180H258V179H257ZM5 181H6V182H5ZM26 181H28V182H27L28 184L26 183ZM32 181H33L34 183L36 182V184L38 183V184H37L38 186L35 185ZM37 181H38V182H37ZM47 181H48V182H47ZM100 181H101V182H100ZM123 181L125 182V185H124V182H123ZM134 181H135V182H134ZM154 181H155V182H154ZM167 181H168V182H167ZM179 181H180V183H183V184H182L183 186H182L180 183H179V184H180V186H179V184H178ZM182 181H183V182H182ZM189 181H190V183H189ZM238 181H239V180H238ZM3 182H4V183H3ZM19 182H20V183H19ZM31 182H32L33 184H32ZM43 182H42V183H43ZM72 182H74V181H72ZM72 182H71V183H72ZM85 182H86L87 184H86ZM163 182H166V185H167V186L169 185L170 187L168 186V187H169V188H168L167 186H165V184H163ZM184 182H185L186 184H185ZM187 182H188V183H187ZM191 182H192V184H191ZM219 182L221 183V188H222V190L224 189L225 192L227 191L226 194H225L224 191H220L221 188H218V187L220 186ZM2 183H3V184H2ZM10 183H11V184H10ZM42 183H40V184H41V185H44V184H42ZM46 183H45V186L47 185ZM64 183H65V184H64ZM71 183H70V186L72 187ZM97 183H98V181H97ZM114 183H115V186H114ZM122 183H123V188L125 187L124 189L121 188V187H122ZM136 183H137V186H135ZM147 183H148L149 185H148ZM153 183H154L155 185H154ZM167 183H168V184H167ZM198 183H199V184H198ZM202 183H203V185H202ZM237 183H238V182H237ZM26 184H27V185H26ZM31 184H32L33 186H31ZM58 184H59V185H58ZM72 184H73V183H72ZM89 184H90V186H89ZM100 184H101V185H100ZM105 184H106L107 186H106ZM145 184H147V185H145ZM177 184H178V185H177ZM187 184H188V185H192V186L187 187ZM200 184H201V185H200ZM210 184H211V185H210ZM214 184H215V183H214ZM226 184H227L229 187H232V188H229L228 186H226ZM110 185H111L112 187H111ZM132 185H133V186H132ZM144 185H145L146 188H148V187H149L150 189L152 188V189H151L152 191H151L150 189H149V190L147 189V191H146V188L144 187ZM153 185H154V186H157L158 188H161V190L157 189V188L154 187ZM204 185H205V186H204ZM217 185H218V186H217ZM1 186H3V188H2ZM36 186H37V187H36ZM45 186H44V188H45ZM47 186H48V187H46V189L49 188V185H47ZM87 186H88V187H87ZM101 186H103V188H100V189H99L98 187H101ZM108 186H109V187H108ZM128 186H129V187H128ZM141 186H142V187H141ZM163 186H164V187H163ZM178 186H179V187H178ZM181 186H182V187H181ZM215 186H216L217 188H216ZM41 187H43V186H41ZM71 187H67V186H65V188H66L67 191H68ZM107 187H108V188H107ZM114 187H116V188H114ZM153 187L156 188L157 190H155V189L153 190ZM186 187H187L188 189H187ZM192 187H193V189H190V188H192ZM202 187L208 189L210 192H209L208 190H207V191L204 190V188H202ZM207 187H209V188H207ZM214 187H215V188H214ZM21 188H20V189H21ZM56 188H57V189H56ZM65 188H64V189H65ZM67 188H68V189H67ZM84 188H86L87 190L84 189ZM112 188H113V189H112ZM142 188L145 189V190H143ZM185 188H186V191H185ZM198 188H199L200 190H199ZM97 189L94 190V191H95L94 193H96V192L98 191ZM167 189H168V191H167ZM169 189H170V190H169ZM181 189H182V191H181ZM189 189H190V190H189ZM196 189H198L199 192H197ZM231 189H232L233 192L231 191ZM51 190H52V193H53V189H51ZM51 190H50V188H49V190H44V189L42 190V188H41V192H42L41 194L44 196V199H45L44 192H45V191H50V192H51ZM62 190H63V191H62ZM66 190H65V191H66ZM85 190H86V193H87V194H83V193H85ZM88 190H89V191H88ZM164 190H166V191H164ZM179 190H180L181 192H179ZM188 190H189V192L192 193L193 195L196 194L194 197H193V195L191 194V196L193 197V199H192L193 201L190 202L191 204H188V203H187V201L184 199V195H185V194L182 193V192H184V193L186 192V194H187V193H188V192H187ZM191 190H192V191H191ZM100 191L102 192V191H104V190H100ZM100 191H99V192H100ZM142 191H143V192H142ZM145 191H146V192H145ZM148 191H149L150 193H149ZM13 192H14V191H12L11 193H13ZM39 192H40V191H39ZM99 192H97L98 194H96V196L101 195V194H100L101 192H100V193H99ZM124 192H125V191H124ZM144 192L147 193V196H146V194H145ZM166 192H167V193H166ZM211 192H212V194H213V197H209V196H212V194H210ZM219 192H220V193H219ZM221 192H222V194H221ZM229 192H230V193H229ZM55 193H53V194L55 195ZM94 193H92V194H94ZM141 193H142V194H141ZM153 193H154V196L156 195L155 197H151V196L153 195ZM156 193H157V192H156ZM181 193H182V194H181ZM214 193H215L216 195H214ZM223 193H224V194H223ZM228 193H229V194H228ZM232 193H233L234 195H233ZM39 194H40V193H38L39 199H41L42 196H41V194H40V195H39ZM61 194H60V191H59L58 196H60ZM134 194H133V195H134ZM143 194H144V195H143ZM150 194H151L150 197H151V199H153V201H151V199H150V197H149ZM161 194H159V196H158L157 198L161 197V196H160ZM209 194H210V195H209ZM105 195H106V194H105ZM116 195H118V196H116ZM203 195H204V197H203ZM205 195H206V197H205ZM208 195H209V196H208ZM225 195H228L227 197L230 196L229 198H231V199H232L233 197H234V198H233L232 200H231V199H225V197H226ZM82 196L80 195V198H81V199L83 198ZM86 196H85V197H86ZM90 196H91V195H90ZM90 196L88 197V199L90 198ZM96 196H93V195H92L91 197H94V199H97ZM106 196H107V195H106ZM106 196H104V200H105V197H106ZM134 196H135V195H134ZM143 196L145 197V199L143 198ZM207 196H208V198H207ZM218 196H219V197H218ZM232 196H233V197H232ZM85 197H84L83 199H85ZM100 197H101V196H99L98 198H100ZM102 197H103V196H102ZM102 197H101V198H102ZM113 197H112V198H113ZM117 197H119V198L117 199ZM139 197H140V198H139ZM147 197H149V199H150V200L148 199L149 201L146 199ZM221 197H222V198H221ZM223 197H224V198H223ZM227 197H226V198H227ZM114 198H113V200H114ZM142 198H143V199H142ZM204 198H205V200H204ZM218 198H219V199H218ZM220 198H221V199H220ZM235 198H236V199H235ZM83 199H82V200H83ZM86 199H87V198H86ZM86 199H85V200H86ZM88 199H87V200H88ZM135 199H136V200H135ZM201 199H202V201H204V202H202ZM211 199L214 200V201L212 202ZM217 199H218V200H217ZM234 199H235V201H234ZM45 200H46V199H45ZM45 200H43V198H42V202H44ZM98 200H99V199H98ZM101 200H103V199H101ZM139 200H140V202H139ZM143 200H144L146 203H145ZM146 200H147L150 204L153 203V204H151L152 206H150V204H149ZM227 200L232 201V202H233V205L231 206L232 202H231V204H230L229 201H228L229 203L226 202ZM236 200L238 201V203H236ZM35 201H36V202H34V203L37 204L38 200H35ZM40 201H41V200H39V202H40ZM83 201H84V200H83ZM117 201H116V202H117ZM129 201H128V202H129ZM131 201H134V202H133L134 205H133V203H132ZM137 201H138V203H139L138 205H140V203H141V206H137ZM141 201H142V202H141ZM150 201H151V202H150ZM196 201H197V203H198L199 205L196 203ZM208 201H209V202H208ZM216 201H217V202H216ZM221 201H222V202H221ZM223 201H224L225 203H224ZM18 202H19V201L16 202V205H15V202H14V206H15V207H17V205H19V203H21V202H19V203H18ZM39 202H38V203H39ZM58 202H59L60 204L63 203V202H60V201H58ZM81 202H82V201H81ZM114 202H115V200H114ZM116 202H115V204H117L119 201H118L117 203H116ZM121 202H123V200H122ZM128 202H127V203H128ZM199 202H200V203H199ZM201 202H202L203 205L201 204ZM215 202H216V203H215ZM59 203H58V206L61 207V205H60ZM82 203H83V202H82ZM119 203H120V202H119ZM142 203H144L143 206H142ZM205 203H207V204H205ZM212 203H213L214 205H213ZM218 203H219V204H218ZM222 203H224L225 205L222 204ZM83 204H84V203H83ZM83 204H82V206H86V204H84V205H83ZM115 204H114V205H115ZM147 204H149V206H148ZM183 204H185L186 207H185ZM215 204H216V205H215ZM62 205H63V204H62ZM64 205H65V204H64ZM64 205H63V207L66 208L67 204H66L65 206H64ZM190 205H192V206H190ZM210 205H211V206H210ZM219 205H221V207H220ZM226 205H227V206H226ZM256 205L258 206V203H257ZM14 206H13V208H12L14 214H15V211H17V212H16V215H19V211H20V209L17 208V209H19V211H18L17 209L15 210V207H14ZM115 206H116V205H115ZM119 206H120V205H119ZM124 206H121V208L124 207ZM146 206L151 207V209L148 208V207H146ZM153 206H154V208H153ZM180 206H181L182 208H181ZM200 206H203V207H208V206H209L210 208L214 206V207H213L214 209H213V208H211V209H210V208H207V209L204 208V209H203L204 211H203V213H202V210H201L202 208H201ZM225 206H226V207H225ZM86 207H87V206H86ZM117 207H118V206H117ZM137 207H138V208H137ZM142 207H143V208H142ZM184 207H185V208H184ZM222 207H223V208H222ZM118 208H119V207H118ZM121 208H120V209H121ZM152 208H153V209H152ZM193 208H194V209H193ZM218 208H220V210L222 209L221 211L224 212V214H223L224 217H222V213H220L221 211L218 212V211H219ZM224 208H225V210H224ZM226 208H227L228 210H227ZM230 208H231V209H230ZM255 208H257V207L255 206ZM122 209H123V208H122ZM149 209H150V210H149ZM199 209H200L201 211H199ZM14 210H15V211H14ZM116 210H117V209H116ZM141 210H140V212H141ZM210 210H211L212 212H215V213H212ZM43 211H44V212H43ZM43 211H41V213H39V214H40L41 216H43V217L45 216V218H46V216L49 214V212L47 211L48 213H47V214H44V213H45V210H43ZM132 211H138V212H132ZM205 211H207V212L209 211V212H211V213H206ZM42 212H43V213H42ZM225 212H226V213H225ZM17 213H18V214H17ZM20 213H21V212H20ZM136 213H137V214H136ZM8 214H9V213H7V214L5 215V219L8 218V220H9L10 217H9V216L6 217ZM37 214H38V213H37ZM42 214H43V215H42ZM50 214H51V213H50ZM50 214H49L48 216H51V218H52V215H50ZM205 214H206V215H205ZM209 214H210V215H209ZM211 214H212V215H211ZM218 214H219V216H218ZM220 214H221V215H220ZM57 215H58V214H57ZM57 215L54 214V216L57 218V222H55V226L58 225V224H56V223H60V222L62 221L61 219H59V215H58V217H57ZM207 215H208V217H206ZM215 215H216V217H220L221 221H219L220 219L218 220V219L215 217ZM48 216H47V218H48ZM54 216H53V218H55ZM45 218H44V219H45ZM47 218H46V219H47ZM49 218H50V217H49ZM51 218H50V219H51ZM53 218H52L51 221L54 220ZM222 218H223V219H222ZM224 218H225V219H224ZM31 219H32V218H31ZM58 219L61 220V221L58 222V221H59ZM10 220H11V219H10ZM48 221H49V220H48ZM54 221H55V220H54ZM216 221L219 222V223L221 222L222 224L220 223V225H217V222H216ZM49 222H50V221H49ZM62 222H63V221H62ZM62 222H61L59 225L64 224V223H62ZM37 223H38V222H37ZM52 223H54V222H52ZM219 223H218V224H219ZM39 224H40V222L38 223V225H39ZM201 224H203L204 227L206 226L205 223H201ZM59 225H58V226H59ZM64 226L66 227L65 224H64ZM203 226L201 225V228H204ZM217 226H218V227H217ZM56 227H57V226H56ZM123 227H128V226H124V225H123V226H119V227L116 229V233H115L116 235H115V236H119L120 238L122 237L121 234H122L123 231H124V230L122 231ZM208 227H209V226H208ZM208 227H206V229H205V231H206L207 233L210 231V228H208ZM216 227H217V228H216ZM29 228H30V230H31V227H29ZM29 228H27V227L25 228L26 233L30 232V231L28 230ZM219 228L217 229V231H219V234H218V232H217V235H218V236L224 234V233L226 232V230H228V229L231 228V226H230V227H226L227 229H226L224 232H223V231L220 232ZM233 228H234V229H233V233H234V231L236 232V230L239 229V228L236 227V225H234ZM19 229H20V228H19ZM129 229H130V228H129ZM125 230H128V228L125 229ZM203 230H204V229H203ZM25 231H24V232H25ZM51 231H52V230H51ZM121 231H122V232H121ZM53 232H54V234H53ZM53 232H51V237H53V235H54V237L52 238L53 241H54V238L58 237V238H56L55 241H54V243L56 244L57 239L59 240V236H61V235L59 234V235L57 236L56 232H55V231H53ZM128 232H129V230H128ZM211 232H212V231H210L209 234H211ZM229 232H230V230H229ZM231 232H232V231H231ZM231 232H230V233H231ZM34 233H35V232H34ZM119 233H120V235H119ZM129 233H130V232H129ZM220 233H221V234H220ZM227 233H228V231H227L224 235H227ZM228 235H229V234H228ZM8 236H9V235H8ZM55 236H56V237H55ZM222 236H223V235H222ZM222 236H220V237L222 238ZM229 236H231V235H229ZM225 237H228V236H225ZM223 238H224V236H223ZM12 239H13V238H12ZM14 240H17V239H14ZM132 243H133V245H132ZM136 243H137V242L132 241V242L130 243V247H131V246H136V245H134V244H136ZM149 243H150V245H152V243L150 242L149 238H147V240H146V244H145V245L147 246ZM140 245H141V244H140ZM140 247H141V246H140ZM29 248H30V247H29ZM27 250H28V252H29V251H31V248H30V250H29V249H27Z\"/></svg>",
  "mask_w": 264,
  "mask_h": 264
}]
</instances>
